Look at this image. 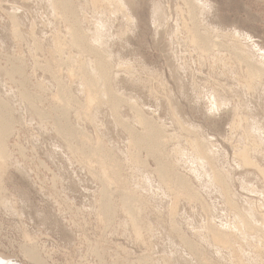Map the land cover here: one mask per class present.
Here are the masks:
<instances>
[{"label": "rangeland", "instance_id": "1", "mask_svg": "<svg viewBox=\"0 0 264 264\" xmlns=\"http://www.w3.org/2000/svg\"><path fill=\"white\" fill-rule=\"evenodd\" d=\"M26 1L27 0H25V1L24 0H21V1L20 0H0V74H1L0 75V78H1L0 79V86L2 87V88H0V97L3 99H6L7 101H9V103L12 101L10 103L13 106V114L12 115L15 119L16 118L18 119V120H16V122L13 126V128L15 130V132L13 133V137L11 136V138L8 141V148H9V150H11L10 151L11 157L7 161L5 160L6 162L3 161V163H2L0 161V182H1L0 187L1 188L3 187L2 190L4 189V191H2L0 188V194H1L0 195V223H1L0 224V254L1 255L3 254L4 257L7 259V261H9V262L14 261V262H17L18 264H31L21 254H23L22 250H23V247L25 245L29 244L31 241L35 242V240H36V241H38V242H35L36 245L38 247L41 246L40 249L44 253L43 256H45L44 257L45 259L47 258L46 259L47 264H100L101 263L100 261H102V260L106 264H139V263L140 264H158L157 262H160L159 264H165V263L166 264H168V263H170V264H191L192 262H193L192 264H196V263L197 264H205V263L206 264H240V263H238L239 260H241V262L244 264H264V246H263V243H264L263 242L264 241L263 240L264 239V226L262 225L263 228L260 227L261 226L260 220H262L261 217L262 216L264 217V215H263L264 214V201H262L264 199V196L261 193L262 191H264V181H263L264 179L262 176L260 177V175H262V174L259 172V170L258 171L256 170L257 168H253V167L251 168V166H249V165H248L249 167L246 165V167L244 166L245 167L244 168L243 165L245 163L242 161V160H244V158L241 156L242 154L244 155L245 152L248 154H249V151H250V153L254 152V154H249V156L252 159H254L258 164H260L261 168H264V154H263L264 153V139H263L264 138V134H263L264 133L263 132L264 131V127H263L264 126V105H259V104H264V93H263L264 92V89H263L264 88V85H263L264 79L263 80H261L262 78L259 79V81L261 80V82H260L261 84L258 81V83L260 84V85H258L256 79L253 80L252 78H250L251 79L250 81H252V82L255 81L254 82L255 85H254V83H252V87L248 86L249 90L252 89L251 91L253 93L252 94L250 92V94H249V91L247 90L248 88L246 87V83H247V85H250L249 84L250 81H247V82H245V81L247 80L246 78H249L251 76L248 73H247V75L245 74L244 71L246 70V72H247V69L245 68L246 66H244V64L242 62H240V63H242L243 65L239 64V63L238 64L234 63L233 60H235V62H239V61H236L235 58H232V57L236 56L235 50H233V48L235 49L238 46V44L241 48V45L244 43H242L240 45L241 40H238L237 37L235 39H234V37L230 38L231 36H236L235 33L233 34V32L235 30H238V31L243 32L244 34H247L248 36H251V38H250L251 41H249V43L253 41L252 43H255L256 45H258L259 47L264 49V0H208L211 3L213 9L210 11V13L208 15H204L205 18H203V15L201 17V20L205 21V22H203L204 25L202 22L200 24L203 27V28L201 27V29H203L202 33H204V30L206 32H209L211 30L210 31L211 35L214 32V34L212 36L217 35L220 38H223L225 36L224 38L227 37V39H226V41H224L225 40L224 38L219 39V37L214 36V38H218V40L221 41L222 45L224 44V46L222 47L223 49L221 47H219L220 50L219 49L215 50L216 48H214V50L213 49L211 50L213 53L211 51H209L207 55H206L207 52L206 53L200 52V55H198L199 52H196L195 50L198 51L199 49L196 46H193V44H189L190 37H189V34H187L188 33L187 29L191 28L192 24L190 23L191 22L190 18H189L190 16L187 14V8L184 6V2L182 0H134L136 2H134L133 0H124L125 2H127L126 6L128 7L129 12L134 17V22H131V21L129 22L128 19L126 21V19H125L126 14H125L124 9H121L119 11V9L122 7V6H120L118 8V6H116V5H121V4H119L120 3L119 0H118L119 3L117 2V0H115V1L113 0V2L116 4H114L112 2V0H110L112 5L110 3L109 4L111 6L109 4H107V2H109L108 0H102L103 2L105 1L104 2L105 4L103 2H100L101 0H99L98 5H96L97 2H95L97 0H95V1L91 0V2H93V1L95 2V3L93 2L92 5L90 3V0H72L74 5L77 8V14L79 17V21H81V22L78 21L80 23L79 25L83 30L89 32L88 33L89 39L94 38L93 36L96 35L97 31L96 32L94 31L95 30L94 26L96 25V23H98V22H100L106 18L105 21L104 20L103 21L105 23H109L111 25L110 22H113L115 20L114 23H112V24H114V26H110L108 24V27L106 28L107 29L106 31L109 30L111 33L109 35L110 36L109 41L111 40L112 37H114V39L112 38L113 40H111L114 43L111 41H110L111 43L109 41H107V44H109L110 46H107L106 44L103 43L104 46L106 45V47H109V49L112 50V52L110 51L111 55H112L111 58H113V56H114V58H113L114 60L112 59V64L114 66V73H113L114 78L112 77L111 80H113V82L112 81L111 82H112V84H114L113 85L114 88L116 90H118L120 93H122V94L126 93L125 95L123 94L126 98H127V96L131 97V100H130V98H128V99L131 102L133 99L134 100L133 102L134 103L136 102L135 104H137V105H139V107H141V110L143 111V113L145 112V115H147L148 117L150 116L149 118H151V116H152L153 121H156L160 125H165L163 127L165 128L166 133H169L167 135L170 136L171 138L167 137L168 139L166 138V139H164L165 141H162L163 143H161V145L162 144L163 145L161 146V149L162 148L163 149L160 150L161 152H159L158 155H160L161 158L163 157V159L165 161L171 162V168L174 171V173H181V174H183L189 178V180L191 181L192 187L195 188V190L199 193V198H198L199 200L196 199L193 201L189 200L188 198H186L185 196L180 194L182 192H180V193L176 192V191H178L177 187H174L173 190H171L172 189L171 188L170 189L172 192L171 193L169 188L167 190V188H165V185H163V184L161 185L162 181L160 180L159 176H157L159 179H157V177H156V175H157V172L155 170V169H157L156 160L152 157H148L147 151L145 149H143L142 147H141L142 148V151H141L140 147L137 148V146L135 147L134 145L131 144V142L129 141L130 137L128 138L129 133L126 131V129H123L124 128L123 124H120L121 122H119V120H116V118L113 115V112H111V113L109 112L108 109L110 108V111H112V108L110 105H108L106 103V100H104V102L106 104H100L101 99L97 100L99 102V104L97 101L95 103L98 106L96 104H93L92 110L90 112L92 115H88L90 118L87 116V114L85 113V112H87L85 109V108H87V106H86L87 103L84 101V98H85V97H83L84 94H82L84 92L80 91V89L82 90V87L81 88L78 87V85L81 86V84H80L81 78L79 79L80 76L77 75V78L79 79V81L76 78L77 82H75V80H74L75 77H72V79L74 81H72V80L69 81L71 76H70V78L68 77L70 75V74H68V72H69L68 69H70L71 65L76 67V65L80 64V61L83 62V60H78L79 62L78 61L76 62L73 60V57H74V59L76 58L75 60H77V57H78V59L79 58L80 59H83V58L86 59L88 56L87 55L81 56L80 55L81 53L79 51H76V50H75V52H73L75 48L72 46V43H70L71 37L68 34L69 30H67L68 33L66 32V29H69L68 24H67L68 22L65 19H62V17H64V14L62 15V13H60V11H58L57 13L53 11L52 15H54V13H56L58 15H56V14L54 16L51 15L52 10H53L52 6L50 5L51 1L46 0V2L49 1L47 3L44 0H40V1L28 0L27 1L28 3ZM31 1H32V3H31ZM41 1H43L44 3L42 2L43 4L40 3L41 4L40 5L39 2H41ZM83 1H84V3H83ZM85 1H88L89 3L85 2ZM45 3L47 5H44ZM48 3H49V6H48ZM102 3L105 5V7ZM14 5L17 7V9H16V7H13ZM93 5L94 6L96 5L95 6L96 11H94ZM44 6H46L45 11H44ZM92 6H93V9H92ZM47 7H49V9ZM100 7H101V9H103V10L106 9V10L99 11ZM111 7H113V10L115 9V12L118 10L116 12V16H115V14L114 15L112 14L113 10ZM154 9L156 10V12H153V11H155ZM18 10H20L22 13ZM47 10H49V11L51 10V11L49 12ZM108 10H109V12H108ZM8 12L10 13V16H9ZM34 12H36V13H34ZM100 12H104V14L107 12L106 16ZM119 12L120 13L122 12L124 15L122 13L120 14ZM46 13H47V15H46ZM11 14H12V16H16V19H17V22L19 25L17 27L18 28L20 27L17 30V31H19V32H17V35H14L15 33L13 34L14 30H12L13 24L11 23L12 22ZM83 14H85L84 17H87L86 18L87 21L84 20L85 18H83ZM100 14H103L105 17H102L103 15L101 16ZM153 14H155V15H153ZM181 14H182V16H180ZM27 15H28V17H27ZM38 15H40V16H38ZM94 15H96L95 16L96 19L98 18L97 16L100 15L99 20H100V18L102 20L99 21L97 19L98 20V22H97L96 19L93 17ZM186 15H188V16H186ZM47 16H49V17H47ZM57 16H58V18H57ZM55 17L57 18L58 22L54 21ZM206 17H209V18L206 19ZM50 18L52 19V21ZM111 18H112V21H111ZM47 19H48V21H47ZM49 19H50L51 23L49 22ZM31 20L34 22L33 24H32ZM34 20H36V22ZM63 20H65V22H63ZM91 20H92V22H91ZM93 20L96 21L95 24H94ZM108 20H109V22H108ZM88 21H89V25L91 23L90 26H92V27H90L88 25ZM182 21L185 22V23L184 22L183 23L186 27L188 25L187 29H185L186 27H184L183 23L182 24L180 23ZM188 21H190V22H188ZM27 22H29V23H27ZM53 22H54V24H53ZM55 23L57 24L56 28H55ZM205 24H206V26H205ZM129 25H131V26L129 27ZM176 25H177V27H176ZM58 26L60 29L57 28ZM98 27L99 26H97V28ZM110 27H111V29H110ZM159 27H161V28H159ZM178 27H180V28L178 29ZM181 27H183L185 30H187L186 33H185V30H183V28L181 30ZM89 28H91V29L89 30ZM97 28H96V30H97ZM112 28H113V30H112ZM86 29H88L89 31ZM213 29H215V30L213 31ZM91 30L94 32L91 33ZM103 31L105 32V30H103ZM121 31H123V32H121ZM174 31L176 33H174ZM215 31H218V32H215ZM99 32H100V30H99ZM171 32H173L174 35L169 36L171 34ZM181 32H184V33H181ZM226 32L228 35H222V34H226ZM32 33H33V35H32ZM61 33H63V34H61ZM65 33H66V35H65ZM106 33H108V32H106ZM123 33L126 34V36L122 35ZM178 33L180 34V36ZM97 34L98 35H96V36H99V33H97ZM115 34H117V35H115ZM120 34L122 35V38H121ZM175 34H177V35H175ZM182 34H184V35H182ZM63 35H65V37ZM20 36H22L23 39L20 38ZM56 36H58V37L56 38ZM178 36L180 38V41H179ZM186 36H187V38H186ZM55 38H56L55 41L56 42L58 41L59 43H61L60 44L61 46L64 45V47H65V44H64L65 42L67 43L66 44L67 46L69 45L68 48L66 46V49H68V50L64 49V50H66V52L64 51L63 54H59V56L56 55V54H58L56 52V50L54 51V49H56V48H54L56 43L53 44L55 42V41L53 42V39H55ZM176 38H178L179 42L177 41ZM33 39H35L36 42ZM61 39H63L65 41L64 42L62 40L63 44L61 42ZM15 40H17V41H15ZM119 40H121V42ZM229 40H230V42H229ZM174 41L176 42V44ZM232 41L233 42L235 41V43H237L236 44L237 46L234 45L235 43L233 44ZM32 42H34L36 44L38 43L37 46L40 49L37 48L36 44L34 45ZM41 42H43V43H41ZM228 42H229V44L231 43L229 46H228ZM123 43H124V47H123ZM172 44H175L177 46V48L175 49L174 48L175 45L172 46ZM181 44H182V46H181ZM39 45H41V46H39ZM53 45H54V47H53ZM70 45H71V47H70ZM190 45H191V47H190ZM34 46H36L35 48H37L38 50L34 49ZM111 46H113L114 48L112 49ZM225 46H228L230 48L226 47L227 50H225L226 49V48H224ZM69 47L71 49H69ZM106 47H105V50H108L107 52H109V49ZM193 47H195V48H193ZM72 48H73V50H72ZM237 48H239V47H237ZM242 48H245V47H243V45H242ZM221 49H222V51H221ZM228 49L230 50V53H229ZM70 51H72V52H70ZM199 51H201V50H199ZM227 51H228V53H227ZM231 51L234 52L233 55H232ZM67 52H69L68 53L69 55H72L71 56L72 59H70V57H68L69 55H67ZM110 52H109V54H110ZM210 52L212 54H209ZM117 53H118V55H117ZM179 53H180V55H179ZM201 53H202V56H201ZM216 53H219L220 55L216 54ZM183 54H185V55H183ZM215 54H216V56H215ZM221 54H223L224 56ZM228 54H231L232 56L228 55ZM61 55H62V57H61ZM205 55L208 57H206ZM66 56H67V58H66ZM199 56H201V57H199ZM219 56H220V58H219ZM227 56L228 57L230 56V58H228ZM59 57L62 59H60ZM116 57H118L117 59L120 61V63L116 59ZM215 57H216V59H215ZM68 58H69V60H68ZM218 58H219V60L223 59V61L222 60L219 61ZM236 58L238 59V57H236ZM17 59H18V61H17ZM15 60H16V62H15ZM61 60H63V62ZM179 60L181 62H183V61L184 62L181 63ZM229 60L233 64L232 63L229 64L230 63ZM36 61H37L38 65L35 64ZM121 61L126 63L125 65L122 63V66L124 65L123 67H121ZM174 61L176 62V65H175ZM19 62H21L22 64L21 63L19 64ZM48 62L51 64H49ZM221 62H223V63H221ZM6 63H8V64H6ZM62 63H63V65H61ZM64 63H66V64H64ZM177 63H178V65H177ZM224 63L226 66H228V64H229V67H226L224 65ZM9 64L10 65L13 64V65L10 66ZM68 64L69 65L71 64V65L69 66ZM222 64L225 67H223ZM6 65H8L9 67L7 66L8 67L7 68ZM22 65H25V66H22ZM65 66L67 67V70L65 69ZM239 66H240L239 69L241 70V72L240 71L238 72ZM4 67H6L5 69H7L6 71H8L7 74L5 73L6 71H4L5 69L2 70ZM16 67H20L22 69V73H24V74H18L17 73V75L16 74L14 75L12 72H13L14 68H16ZM176 67H177V69H180L182 72L177 70ZM183 67H185V68L183 69ZM231 67H232V69H235V70L230 72ZM47 68H49V69H47ZM130 68H131V70H129ZM224 68H225V70H224ZM47 70H48V72H46ZM119 70H121V71H119ZM125 70H126V72H125ZM226 71L228 74L226 73ZM56 72H59L60 76H58V73H56ZM66 73H67V75H66ZM174 73L177 77H180V79H182L178 82L179 84L177 83L179 78H178V80H176L177 77L174 75ZM176 73L178 75L180 73L181 76L180 75L178 76ZM182 73L185 75L184 77H183ZM230 73H232V74H230ZM235 73H237L238 75ZM4 74H6V75H4ZM114 74H117L118 76L114 75ZM239 74H242V75H239ZM53 75L54 76L56 75V79ZM233 75H236V76H234L235 80H233ZM1 76H3V79ZM8 76H10V78ZM51 76H53V77H51ZM61 76L63 79L61 78ZM117 77H118L119 81L118 80L115 81V79H117ZM194 77H195V79H194ZM216 77H218V78H216ZM11 78L14 79L13 82L15 81V83L17 85H19L20 87L17 85H14L15 83L12 82ZM26 78H27L28 82H27V80L25 82ZM60 78H61V82L63 84H65V83L67 84V85L65 84V86H67L68 89L66 88L65 91L69 94H71L72 92L74 93V95L72 93L71 96L68 97L70 102L67 104L64 101L61 102V100L58 99L57 95H56L58 92V88L55 85H58V82H60L58 80H60ZM127 78L132 79V81L128 80ZM236 78L238 80H236ZM242 78L244 79V81ZM1 80H3V81H1ZM21 80H22V84L20 85ZM122 80H124L123 81L124 83L122 82ZM53 81H57V83L53 82ZM127 81L128 82L130 81L131 83H127ZM133 81H134V83H133L134 85H132ZM1 82H2V84H1ZM73 82H75V83L71 86L69 83H73ZM111 82H110V84H111ZM120 82H122V83L120 84ZM136 82H137V84H136ZM219 83L222 86H219L220 85ZM241 85H242V87H241ZM243 85H245V86L243 87ZM256 85H258V88L254 87ZM22 86H23V88L26 86L25 87L26 90L32 94V97H33L32 102L37 105L38 109L41 111L43 116L46 115L43 118H41L42 120H39L40 117L35 115V113H33V111L30 110V108H29L30 105L28 103L25 104L23 102L24 104L22 103V105H21L22 101L20 100L19 93L23 89ZM68 86H71V88ZM179 86L182 87L181 90H180ZM77 87L79 88L78 91H77ZM218 87H222V88L219 89ZM226 87H228V90H224V89H227ZM214 88H215V90H214ZM244 88H246V89L244 90ZM259 88H260V90H259ZM16 89L17 90L19 89V90L17 91ZM69 89H71V90H69ZM98 89H100V88H98ZM133 89H136V90H133ZM231 89L232 90L234 89L233 93H230V92H232ZM236 90H237V92H239L241 94L242 98L240 97L239 93H236ZM240 90L241 91L244 90V91L241 92ZM79 91L82 93L81 94L78 93ZM226 91L228 93H226ZM213 92L216 93L215 94L216 96H219L218 94L221 92L219 98H221L220 100H222V102H224L225 104L213 103V101H214L212 99L214 96ZM254 92H255V94H254ZM225 93L227 95L228 94L229 95L227 96ZM234 93H236L235 97L233 96ZM69 94H67V95H69ZM168 94H170L172 97ZM230 94H232V95H230ZM54 95L56 98H54ZM210 95L212 96V98L210 97ZM237 95L239 96V98H237L238 97ZM252 95H254V97L255 96L256 97L253 98ZM168 96L171 98H169ZM208 96L211 99L208 98ZM243 96H245L244 98L247 100L246 103H243L244 101H246L243 98ZM250 96H251V98H250ZM17 97L19 100L17 99ZM76 98H78V100H76ZM80 98H82V99H80ZM174 98H175V100L172 101ZM55 99L60 100V101H57ZM168 99H169V102L167 101ZM241 99H242V101H241ZM261 99L263 100V103H262ZM211 100H213V101L210 102ZM72 101L74 103H72ZM78 101H80V103H78ZM240 101L244 105H246L248 103V105H246L247 107H245ZM252 101H254V103ZM104 102L102 101V103H104ZM177 102H178L179 107H177L178 106ZM258 102H259V104H258ZM63 103L67 106L69 105L68 106L69 110H66L67 108L64 107L65 105H63ZM169 103H170V105H169ZM171 103H173V106L171 105ZM240 104L242 106H239ZM24 105H26V107L29 110L26 109ZM122 105H124V106H122ZM122 105H120L118 107V113H121V115L119 114L120 118H122V120H124L126 122L129 121L130 126L134 125V126H132L133 129H135L139 132H142L143 131L142 126H140L141 128L138 127L140 125V123H137V121H139V117H138L137 113L133 109H131L129 104L126 105V103H124ZM141 105H143V106H141ZM18 106H20V107H18ZM243 106H244V108H243ZM259 106H261V107H259ZM94 107H99L100 110L97 108L98 109V111H97V109ZM170 107L171 108L175 107V108L171 110ZM176 107H177V109H176ZM234 107L236 109L239 108L237 110H240L241 108H243V110L241 109L242 111L240 110L241 112L239 113V112H237V110ZM81 109L83 111L85 118L86 117L89 118L90 121H88L89 119H87L88 122L85 121L86 119H84ZM24 110H25V112H24ZM180 110H181V112H180ZM92 111H95V112H92ZM96 112H99V113H96ZM123 112L125 114H123ZM170 112L174 113V117L177 118V119L175 118L176 120L174 119L173 114ZM95 113L99 114L100 116L94 115ZM100 113H102V114H100ZM234 113H236V114H234ZM109 114H111V115H109ZM135 115H136L137 119L135 118ZM234 115H235V117H234ZM91 116H92V118H91ZM94 116H97V118H95ZM179 116H181V117H179ZM239 116L242 119H240ZM78 117H80L82 120ZM59 118L64 119V120L61 121ZM93 118H95V120L97 119L99 121L96 122ZM104 119L105 120L107 119L106 120L107 122ZM32 120H33V122H32ZM174 120L176 121V123L172 122ZM241 120L243 122L245 121L244 123L242 122V124H243V125L241 124L242 126L240 125ZM39 121H41V123ZM57 121L61 122L65 126V129L57 130V127H54V126H57L56 125ZM82 122H84V123H82ZM91 122L92 123L94 122V124H92ZM104 122H106V124ZM117 122H118L119 126L121 125L120 127L118 125H115V124H117ZM161 122H162V124H161ZM177 123H178V126H177ZM237 123H238V125L236 126ZM66 124H68V126ZM98 124H99V126H97V128H96L95 125H98ZM180 124H182L183 126ZM184 124H187V126ZM179 125H180V127H179ZM115 126L116 127L118 126V127L116 128ZM181 126L183 128H181ZM184 126H186V127H184ZM189 126H191V128L193 127L191 132H189L190 135L188 133V131H190ZM233 127L234 128L236 127V128L234 129ZM237 127H238V129H239V127L242 128V129H239V131H241V132H239V133L237 132V130H238ZM187 128H188V131L186 130ZM117 129H118V131H117ZM197 129H198L199 133H198ZM180 130H181V132L178 133ZM182 130L185 133L187 132L186 135ZM86 131L89 135L86 133ZM257 131L258 132L260 131L259 132L260 136H259V134H256ZM54 132H57L59 134L54 133ZM192 132H195V134L198 135V138L205 140V143H207V146H208L207 149H209L208 151L212 153L211 155L215 156L214 157L215 161H216V159H218V162L216 164H220V165H217V167L218 166L221 167V168L218 167V169L222 170V173L229 176V182H230L232 193H233L232 196L235 195L233 197L234 200L236 198L235 201H237V198L239 197L238 198L239 202L237 201V203H239V207H241L240 210H242V212L244 213V211L246 212V209L248 211V209L250 208L249 206H251V208H254V212L257 214L256 215V218H257L256 224L258 225V227L260 229H257L258 227L256 226L255 229H257V230L253 231L252 234H246L244 232L239 231L238 228H237L238 230L235 228L236 224H237L236 225L237 227L239 225L238 221L240 220V218L238 217V213H237V211L235 213H231L234 211H233V209L231 210L229 205L225 203L227 200H224V198H226V197H225V195H223L224 192H222V190H221L222 188H220V186H218L217 183L214 184L215 181H213V177L211 176L212 174H211L210 164H207L210 168L208 166H207L208 167L207 168L205 164H203V166L198 167V165H200L201 163L198 164L199 161H197L199 156H197L198 152L196 153L197 148L194 147V146H196L194 144L195 143L194 140H195L196 136H192V134H191ZM261 132H262V134H261ZM63 133L64 134L65 133L66 134L71 133L72 136H69L67 138V137H65V135ZM105 134H107L109 137L106 136ZM179 134H180V136H179ZM243 134H244V137H243ZM173 135L178 136V137L175 138ZM261 135H262V137H261ZM17 136H18V138H17ZM66 136H68V135H66ZM101 136H102V138H104V137L105 138L102 139ZM62 137H64L63 139H65V140L62 139L63 140L62 141L61 140ZM84 137L85 138L87 137L86 138L87 140H85ZM98 137L100 140L103 141V144H104L106 151H108V153H111V155L109 156V160L104 162V166H102L103 163L100 164L102 160H98L97 158H94V156H96V157L98 156V155H95V152L93 151L98 146L97 141L99 139H96ZM179 137L182 138V141L179 139ZM189 137L190 138L192 137V139H188ZM193 137H194V140H193ZM253 137L256 139H253ZM259 137L262 138L261 139L262 141L260 140ZM93 138H95V139H93ZM183 138H185V140H183ZM80 139H83V140H80ZM66 140L68 141V144L66 143V145H65ZM191 140H193L194 142L191 143ZM95 141H96V143H95ZM110 141H112V142H110ZM128 141L130 143H128ZM260 141H261V143L259 145ZM164 142H165V144H164ZM189 142H190L191 149H189V144H188ZM239 143H240V145L242 144V146H240ZM17 144H19V146L21 145V147L25 148L24 154L23 153L19 154L21 151H19V147L16 146ZM193 144H194V146H193ZM248 144H249V146H248ZM262 144H263V147H262ZM243 145L246 147H244ZM253 145H254V147H253ZM256 145L261 146V147L259 148ZM66 146H68V147H66ZM111 146H112V148H111ZM238 146H239V148H238ZM193 147L195 149H193ZM240 147L243 150L240 149ZM248 148H249V150H248ZM252 148H254V149H252ZM257 148H259V149L257 150ZM60 149H62V150H60ZM71 149H72V151H71ZM107 149H109V150H107ZM237 149L242 151L241 153L238 152L239 153V155H238L239 159L242 157L241 161L237 157V153H236ZM239 150H237V151H239ZM177 151L179 152V154L180 153H184V154L179 155L178 153H176ZM256 151H258V152H256ZM129 152H132V153H129ZM137 152L139 153V155H137L138 154ZM187 152H188V154H187ZM189 152H191L192 154ZM213 152L216 155H214ZM255 152H256V155H255ZM160 153H162L163 155ZM128 154L129 155L131 154L130 156H132V155L133 156L130 157ZM193 154L195 157L193 156ZM21 155L22 156L24 155V157H21ZM75 155H76V157H75ZM91 155L93 156L94 159L92 158ZM187 155H189V157ZM253 155H255L254 158H253ZM81 156H83V157L81 158ZM179 156H182V158ZM186 156H187V158H186ZM137 157L138 158L140 157V158L138 159ZM26 158H28V159H26ZM110 158L113 160L111 161ZM128 158H130V159H128ZM135 158H137L138 160H136ZM190 158H191V160H190ZM134 159L136 160V162ZM142 159L145 163L142 161ZM195 159H197V160L195 161ZM132 160H134V161H132ZM188 160L191 162H189ZM77 161L78 162L81 161L82 164L81 163L78 164ZM139 161H140V163H141V161L143 163L140 164ZM41 162L43 164H41ZM87 162H88V164L89 163L90 164L88 165ZM115 162H116L117 166L114 165ZM239 162H241V163H239ZM242 162H243V164H242ZM108 163H109V165H108ZM136 163H138V164H136ZM192 163H195L197 165L195 166V164H192ZM16 164L20 165V167L18 165L16 166ZM118 164H119V167H118ZM239 164H241V166ZM189 165H190V167L193 165L194 168L192 167V169H190ZM99 166H102V167L107 169V171H106V169L104 171L107 172V175L109 173V178H107L108 177L107 175L103 176L104 173L102 171L104 168H102V171H101V167L99 169ZM108 166H110L111 169H109L110 167H108ZM89 167H90V169L93 168V171H91L89 169ZM18 168H21L22 171H20L21 169H18ZM204 168H205V170H208V169L209 170L203 173ZM1 169H2V171H1ZM87 169H89V170H87ZM108 169L111 172L114 170L112 172V175H110L111 172H109ZM194 169H195V171H194ZM23 171H24V173H23ZM88 171H89V173H88ZM117 171H118V173H117ZM91 172H92V174L90 175ZM101 172L103 175L101 174ZM114 172L117 174H115ZM188 172H190L191 174ZM205 173L207 175H204ZM209 173H210V175H209ZM196 174L199 177H197ZM22 175H25V176H22ZM93 175L94 176L96 175L99 177H96V176L94 177ZM244 176H246V177H244ZM110 177L112 178L113 182L111 181ZM1 178H3L2 181H1ZM201 178L203 180H205L206 182L203 181ZM27 179H29V180H27ZM115 179H117V181H119V182H117ZM243 179H245V180L243 181ZM100 180H102V181H100ZM158 180L161 181V182L159 181L160 184L158 183ZM210 180H212V181H210ZM109 181L113 185L109 184L110 183ZM196 181H198V182H196ZM107 182H109V183H107ZM194 182L196 184H194ZM199 182H201V183H199ZM2 183H3V185H2ZM102 183L109 190L108 195L103 197L105 199L102 198L103 194L100 191V190H103V188H104V185ZM107 184H109V185H107ZM147 184H148V186H147ZM209 184H210V186H208ZM149 185H150V187H149ZM256 185H257V187L259 186L258 187L259 189L256 187ZM205 187H208V189ZM213 187H214V189H213ZM248 188H250V190ZM202 191H203V193H202ZM258 191H261V192H258ZM122 192H124V193H122ZM166 192H167V194H166ZM173 192H176V193H173ZM217 192H219V195L222 194V195H220V196H222L221 198ZM258 193H260V195ZM177 194H180L181 196L179 195L177 198L176 197ZM263 194H264V192H263ZM5 195L10 198V201L12 203H9V204L12 206L11 208L12 209L14 208L15 211L17 212L16 215H15L16 212L15 211L13 212V210H12V212H9V211H11L10 210L11 208H8L7 205L5 206V204H3V202L1 201V198L4 197ZM174 196L176 198H174ZM260 196L262 198H260ZM100 197L102 200L100 199ZM106 197H108L109 199ZM126 197L128 198L129 202H127ZM200 197H201V199H200ZM18 199H20V200H18ZM173 199L174 200L176 199L175 204H177V202H178V205H177L178 207H176V208H174L175 204L172 201ZM239 199H242V200H239ZM246 200H249V201H246ZM97 201H98V203H97ZM101 201L105 202L104 204L111 205L110 206L111 207L110 213H105L103 210H102V212H100L101 208L104 205L103 202H101ZM132 201L134 203H132ZM189 201H191V202H189ZM194 201H196V202H194ZM241 201H242V205H241ZM28 202H29V204H28ZM248 202H249V205H248ZM127 203H131L130 208H128V206H126ZM101 204H102V206H101ZM200 204L203 207V209H205V210H203V211L201 210L202 207L200 206ZM252 204L254 206H252ZM10 205H9V207H10ZM207 206L212 208L213 210L208 208ZM221 206L223 207V209ZM260 206H262V207H260ZM226 207L228 210L226 209ZM259 207H260V209H259ZM127 208H128V210H126ZM173 208H174L175 212H174ZM208 210L210 213L208 212ZM133 211L135 214H134V216H131ZM211 211H213V212H211ZM224 211H225V215H227V216L223 215ZM4 213H5V215H4ZM12 213H14V214H12ZM19 213H21V214H19ZM103 213H105V215ZM211 213H213V215H211ZM246 213H244V214L246 215ZM109 214H111L112 216L110 217ZM206 214H207V218H205ZM234 214L237 216H235ZM105 216H107V217H105ZM132 217H134V218H132ZM208 217H209V219H208ZM219 217L220 218L222 217L221 218L222 220ZM223 217L226 219H224ZM235 218L237 220H235ZM41 220H42V222H41ZM226 220H227V222H225ZM205 221H206L207 225L205 224ZM228 221H229V224H228ZM132 222L133 223L135 222V224L140 228L138 231L139 233H137L135 231V229H136L135 224L133 226ZM102 224H104V225H102ZM240 224H241V222H240ZM213 225H215L217 228L227 230V231H230V229H232L233 232L232 231H230V233L228 232V235L229 234H231V235L228 236V242H230V243H229V245H228L229 247H227V249H226V247L224 248L222 246H217V244H214L215 241H213L214 243L212 242V240H211L212 236H211V233L209 232L210 230L208 228L213 226ZM223 225L225 227H223ZM228 225L230 226V228L228 227ZM226 226H227V229H226ZM231 226H233V227H231ZM175 227H177V228H175ZM261 228L263 231L261 230ZM140 231H141V233H140ZM200 233H201V236H200ZM136 234H138V235L140 234L139 236L137 235L139 238L138 237L136 238ZM26 235H29L30 238L28 239L26 237ZM182 235L187 237L190 241L193 240L192 242L196 245V247L197 248L199 247L198 248V252H199L198 256L199 257L201 256L200 258L197 257L193 252H191L190 250H189L190 251L189 252L187 250V248H185V245L183 244L182 240L180 239L182 237ZM249 235H251L252 237ZM202 236H204L205 238L203 237L204 238L203 239ZM253 236H255V237H253ZM250 237L253 238V240ZM24 238H25V240H24ZM26 238H27V240H26ZM140 238H141V240H140ZM171 238L173 239V242L171 241L172 240ZM174 238H176L177 240L175 241ZM209 239H210V241H209ZM29 240H30V242L28 243ZM138 240L143 241L145 244L143 245V242H142V244H141V242L139 244ZM201 240H203V242L204 241L205 242L203 243ZM248 241H249V243H247ZM181 242H182V244H181ZM24 243H25V245H24ZM171 244L174 246H172ZM183 245H184V248H183ZM171 246H172V248H171ZM230 247H232V248H230ZM221 248H223V249H221ZM257 248H261L262 250L259 251L260 249H257ZM227 250L228 251L230 250V251L227 252ZM221 251H222V253H221ZM94 252H97L98 254L94 253ZM181 252L183 254H181ZM224 252L226 255L224 254ZM145 254L147 256L146 259L144 257ZM173 254L175 256L177 254L179 257L180 256L181 257L179 258L177 256L176 257L172 256ZM46 255H47V257H46ZM97 255H98V257H97ZM232 255H233V257H232ZM7 256L10 257V259ZM148 256H150V257H148ZM166 256H167V258H166ZM194 256H196V257H194ZM208 256L211 258H209ZM100 257H101V260H100ZM162 257H163V260H165V261L161 260ZM148 258H151V259L149 260ZM203 258H204V261H203ZM170 259H172V260H170ZM190 259H191V261H190ZM198 259L200 260V262L198 261ZM168 260H169V262H168ZM209 260H211V261H209ZM236 260H237V262H236Z\"/></svg>", "mask_w": 264, "mask_h": 264}, {"label": "bare ground", "instance_id": "2", "mask_svg": "<svg viewBox=\"0 0 264 264\" xmlns=\"http://www.w3.org/2000/svg\"><path fill=\"white\" fill-rule=\"evenodd\" d=\"M21 1V0H20ZM25 1V0H24ZM28 1V0H27ZM26 1V2H27ZM37 1V0H36ZM38 1H40V0H38ZM45 2H46V0H44ZM49 1H51V3H50V5L52 6V13H51V15L53 14V11L54 12H58V11H60V13H62V15L64 14V17H62V19H65L67 22V24H68V28L69 29H66V32H67V30H69V35H70V37H71V42L70 43H72V46L75 48L74 49V51L73 52H75V50L76 51H79L81 54V56L82 55H87L86 57V59H78V57H77V60H75L74 59V57H73V60L74 61H78V60H83V62H81L80 61V64L79 65H76V67H74V66H72L71 64V66H70V69H68V74H70L68 77L70 78V76H71V78L69 79V81L70 80H72V81H74L75 80V82H77L76 81V78H77V75L78 76H80L79 77V79L81 78V80H80V84H81V86H79L78 85V87L79 88H81L82 87V90L80 89V91H82V92H84V93H82V92H78V93H82V94H84L83 95V97H85L84 98V101L87 103L86 104V106H87V108H85L86 109V111L87 112H85L86 114H87V116L88 115H92L90 112H91V110H92V107H93V104H96L95 102L97 101V100H99V99H101V103L100 104H108V105H110L111 106V108H112V111H110V108L108 109L109 110V112L111 113V112H113V115H114V117L116 118V120H119V122H121L120 124H123V126H124V128L123 129H126V131L129 133V136H128V138L130 137V139H129V141L131 142V144L132 145H134L135 147L137 146V148L138 147H142L143 149H145L146 151H147V153H148V157H152V158H154L155 160H156V163H157V169H155L156 170V172H157V175H156V177L157 176H159V178H160V180L162 181V183H161V185L163 184V185H165V188H167V190H168V188H169V190L171 189V190H173L174 189V187H177V190L178 191H176V192H178V193H180V192H182V193H180V194H182L183 196H185L186 198H188L189 200H191V201H193V200H199L198 198H199V193L195 190V188H193L192 187V185H191V181L189 180V178L187 177V176H185V175H183V174H181V173H174V171L172 170V168H171V162L170 161H165L164 159H163V157L161 158V156L160 155H158L159 154V152H161L160 150H162L161 149V146L163 145H161V143H163L162 141H165L164 139H166L167 137H170V136H168L167 134H169V133H166V131H165V128L163 127V126H165V125H160V124H158L156 121H153V119H152V116H151V118H149L147 115H145V112L143 113V111L141 110V107H139V105H137V104H135L133 101V99H132V102L130 101L131 100V97H128L127 96V98L122 94V93H120L118 90H116L115 88H114V84H112V82H113V80H111L112 79V77H113V73H114V66H113V64H112V59L114 58V56H113V58H111L112 57V55H111V52H112V50H110L109 49V47H106V45L107 46H110L109 44H107V41H109V35L111 34L110 33V31L108 30V31H106L107 29V27H108V24L109 23H105L104 21H105V19H101L100 18V20H102V21H100L99 20V17H100V15L102 16L103 14H104V12H100V13H103V14H100L99 16H97L98 18V20L100 21V22H98V20L96 19V15H94L93 17L96 19V21L99 23H96V21H94L93 20V22H94V24L96 23V25L94 26V31L96 32V35H98L97 33H99V36H96L95 34V36H93L94 38H90L89 39V37H88V33L89 32H87V31H85V30H83L81 27H80V23L79 22H81V21H79V17H78V14H77V8H76V6L74 5V3H73V1L72 0H49ZM49 1H47V2H49ZM95 1V0H94ZM93 1V2H94ZM98 1L99 0H97V1H95V2H97L96 3V5H98ZM109 2H107V4H111V2H110V0H108ZM115 1V0H114ZM120 1V3L118 2V0H117V2L119 3V4H121V5H116V6H118V8L120 7V6H122L120 9H119V11L121 10V9H124V11H125V14H126V16H125V19H126V21H127V19L129 20V22L131 21V22H134V17L132 16V14L129 12V9H128V7L126 6L127 5V2H125L124 0H119ZM134 1V0H133ZM183 2H184V6L187 8V14L190 16L189 18H190V21H188V22H190L191 24H192V26H191V28H188L187 29V27H188V25H187V27L184 25V23L186 22L185 20V22L184 21H182V22H180L181 24L183 23V25H184V27H186L185 29H187L188 30V33L187 34H189V37H190V42H189V44H193V46H196L199 50H201V51H197V50H195L196 52H199V54L198 55H200V52H202V53H206V55L208 54V52L209 51H211L212 49L214 50V48H216L215 50H217V49H219L220 50V48L219 47H223L224 46V44L222 45V43H221V41H219L218 40V38H214V36L216 37L217 35H214V36H212L213 34H214V32H213V34L211 35V30L209 31V32H206L205 30H204V33H202V30L203 29H201V22L203 23V22H205V21H202L201 20V17H202V15H203V18H205L204 17V15H208L209 13H210V11L213 9L212 8V5H211V3L208 1V0H182ZM23 2V1H22ZM30 2V1H29ZM43 1H41V2H39V4L41 3V4H43L42 3ZM46 2V3H47ZM85 2H87V3H89L88 1H85ZM93 2H91V0H90V3H91V5H92V3ZM94 2V3H95ZM100 2H103L102 0L100 1ZM105 2V1H104ZM103 2V3H104ZM112 2H113V0H112ZM134 2H136V1H134ZM28 3V2H27ZM31 3H32V1H31ZM44 4V5H47V4ZM83 3H84V1H83ZM102 3V4H103ZM114 3V2H113ZM117 3V4H118ZM40 4V5H41ZM80 4V3H79ZM86 4V3H85ZM101 4V3H100ZM105 4V3H104ZM103 4V5H104ZM109 4V5H110ZM114 4H116V3H114ZM22 5V4H21ZM39 5V6H40ZM84 5V4H83ZM87 5V4H86ZM95 5V6H96ZM112 5V4H111ZM110 5V6H111ZM157 5V4H156ZM155 5V6H156ZM29 6V5H28ZM48 6H49V3H48ZM89 6V5H88ZM94 6V5H93ZM93 6H92V9H93ZM94 6V11H96V7ZM158 6V5H157ZM163 6V5H162ZM13 7H16L15 5L13 6ZM21 7V6H20ZM24 7V6H23ZM104 7H105V5H104ZM109 7V6H108ZM30 8V7H29ZM39 8V7H38ZM46 8V6H44V11L46 10L45 9ZM48 9H49V7H47ZM51 8V7H50ZM82 8V7H81ZM107 8V7H106ZM110 8V7H109ZM108 8V9H109ZM112 8V10H113V7H111ZM16 9H17V7H16ZM25 9V8H24ZM86 9V8H85ZM98 9V8H97ZM28 10V9H27ZM104 11V10H106V9H101V7H100V10L99 11ZM110 10V9H109ZM109 10H108V12H109ZM111 10V11H112ZM155 10V9H154ZM18 11H20V10H18ZM23 11V10H22ZM47 11H49V10H47ZM51 11V10H50ZM49 11V12H50ZM114 11V12H113ZM112 11V14L114 15L115 14V16H116V12L118 11H116L115 12V9ZM181 11V10H180ZM13 12V11H12ZM11 12V13H12ZM21 12V11H20ZM19 12V13H20ZM38 12V11H37ZM83 12V11H82ZM153 12H156V10L155 11H153ZM160 12V11H159ZM183 12V11H182ZM181 12V13H182ZM22 13V12H21ZM34 13H36V12H34ZM40 13V12H39ZM56 13H54V15L56 14ZM99 13V12H98ZM107 13V12H106ZM106 13L104 14L105 16H106ZM111 13V12H110ZM109 13V14H110ZM120 13V12H119ZM122 13V12H121ZM120 13V14H121ZM162 13V12H161ZM8 14H9V16H10V13L8 12ZM96 14V13H95ZM123 14V13H122ZM18 15V14H17ZM46 15H47V13H46ZM50 15V16H51ZM54 15H52V16H54ZM56 15H58V14H56ZM84 15L85 14H83V18H85L84 20H86V18L87 17H84ZM102 16V17H105V16ZM111 15V14H110ZM119 15V14H118ZM124 15V14H123ZM153 15H155V14H153ZM159 15V14H158ZM188 15H186V16H188ZM22 16V15H21ZM32 16V15H31ZM38 16H40V15H38ZM51 16V17H52ZM109 16V15H108ZM157 16V15H156ZM169 16V15H168ZM179 16V15H178ZM180 16H182V14L180 15ZM11 17L13 18H11V20H12V24H13V29L12 30H14V32H13V34L14 35H17V32H19V31H17L19 28L17 27V26H19L18 25V22H17V19H16V16H12V14H11ZM26 17V16H25ZM24 17V18H25ZM27 17H28V15H27ZM47 17H49V16H47ZM46 17V18H47ZM112 17V16H111ZM158 17V16H157ZM160 17V16H159ZM45 18V17H44ZM57 18H58V16H57ZM57 18L55 17V19H54V21H57ZM108 18V17H107ZM119 18V17H118ZM181 18V17H180ZM207 18H209V17H206V19ZM20 19V18H19ZM22 19V18H21ZM36 19V18H35ZM51 19V18H50ZM50 19H49V22H50ZM109 19V18H108ZM114 19V18H113ZM167 19V18H166ZM65 20H63V22H65ZM117 20V19H116ZM187 20V19H186ZM205 20V19H204ZM26 21V20H25ZM32 21V20H31ZM35 22H36V20H34ZM47 21H48V19H47ZM51 21H52V19H51ZM62 21V20H61ZM79 21V22H78ZM87 21V20H86ZM111 21H112V18H111ZM115 21V20H114ZM114 21L113 22H110L111 23V25L110 26H114V24H112V23H114ZM58 22V21H57ZM91 22H92V20H91ZM107 22V21H106ZM108 22H109V20H108ZM179 22V21H178ZM25 23V22H24ZM27 23H29V22H27ZM34 22L32 21V24H33ZM48 23V22H47ZM51 23V22H50ZM85 23V22H84ZM83 23V24H84ZM126 23V22H125ZM157 23V22H156ZM160 23V22H159ZM158 23V24H159ZM20 24V23H19ZM26 24V23H25ZM53 24H54V22H53ZM65 24V23H64ZM66 24V25H67ZM98 24V25H97ZM129 24V23H128ZM131 24V23H130ZM190 24V25H191ZM35 25V24H34ZM88 25H89V21H88ZM90 25H91V23H90ZM89 25V26H90ZM93 25V24H92ZM133 25V24H132ZM160 25V24H159ZM158 25V26H159ZM178 25V24H177ZM177 25H176V27H177ZM182 25V26H183ZM203 25H204V23H203ZM209 25V24H208ZM12 26V25H11ZM43 26V25H42ZM56 26H57V24L55 23V28H56ZM97 26H99L98 28H97ZM126 26V25H125ZM131 25H129V27H130ZM205 26H206V24H205ZM54 27V26H53ZM90 27H92V26H90ZM116 27V26H115ZM214 27V26H213ZM33 28V27H32ZM57 28H59V26L57 27ZM96 28H97V30H96ZM159 28H161V27H159ZM180 27H178V29H179ZM182 28L183 27H181V30H182ZM203 28V27H202ZM60 29V28H59ZM91 28H89V30H90ZM110 29H111V27H110ZM127 29V28H126ZM184 28H183V30H185ZM216 29V28H215ZM215 29H213V31L215 30ZM218 29V28H217ZM86 30H88V29H86ZM88 30V31H89ZM99 30H100V32H99ZM103 30H105V32L103 31ZM112 30H113V28H112ZM129 30V29H128ZM180 30V31H181ZM187 30H185V33H186V31ZM94 31H92L91 30V33H93ZM124 31V30H123ZM123 31H121V32H123ZM179 31V32H180ZM232 31V30H231ZM35 32V31H34ZM37 32V31H36ZM40 32V31H39ZM57 32V31H56ZM59 32V31H58ZM65 32V31H64ZM106 32H108V33H106ZM114 32V31H113ZM126 32V31H125ZM178 32V31H177ZM206 32V33H205ZM215 32H218V31H215ZM233 32V31H232ZM22 33V32H21ZM24 33V32H23ZM174 33H176L175 31H174ZM174 33L173 32H171V34L169 35V36H171V35H174ZM181 33H184V32H181ZM235 33V35L236 36H231L230 38H232V37H234V39L237 37V39L238 40H241V43H240V45L242 44V43H244V44H242L243 45V47H245V48H242V45H241V48H240V46H239V44H238V46L236 45L237 43H235V41L237 40H235L234 42L232 41V43L234 44V45H236L237 47H239V48H233V50H235V54H236V56H234V57H232V58H235L236 59V61H239V62H235V60H233L234 61V63H239V64H244V66H246L245 68L247 69V72H246V70L244 71L245 72V74L247 75V73L251 76V77H249V78H246L245 80V82H247V81H250L251 79L250 78H252L253 80L254 79H256V81H257V83H258V81H259V79H261V80H263L264 79V49H262L261 47H259L258 45H256L255 43H252V42H250L249 43V41H251V36H248L247 34H244L243 32H241V31H238V30H235L234 32H233V34ZM12 34V35H13ZM56 34V33H55ZM61 34H63V33H61ZM114 34V33H113ZM179 34V33H178ZM217 34V33H216ZM232 34V35H233ZM32 35H33V33H32ZM65 35H66V33H65ZM65 35H63L64 37H65ZM115 35H117V34H115ZM114 35V36H115ZM121 35V34H120ZM122 35H125L126 36V34H122ZM122 35H121V38H122ZM158 35V34H157ZM175 35H177V34H175ZM182 35H184V34H182ZM222 35H228L227 34V32H226V34H222ZM19 36V35H18ZM36 36V35H35ZM179 36H180V34H179ZM179 36H178V38H179ZM221 36V35H220ZM16 37V36H15ZM54 37V36H53ZM58 36H56V38H57ZM68 37V36H67ZM217 37H219V36H217ZM225 37V36H224ZM223 37V38H224ZM20 38H22V36H20ZM34 38V37H33ZM37 38V37H36ZM35 38V39H36ZM56 38L55 39H53V42L56 40ZM113 39H114V37H112ZM111 38V40H113ZM120 38V37H119ZM171 38V37H170ZM173 38V37H172ZM175 38V37H174ZM178 38H176L177 39V41H178ZM186 38H187V36H186ZM223 38H220L219 37V39H223ZM17 39V38H16ZM23 39V38H22ZM35 39H33L34 41H35ZM50 39V38H49ZM48 39V40H49ZM189 39V38H188ZM225 40L224 41H226V39H227V37L226 38H224ZM21 40V39H20ZM47 40V41H48ZM62 40L63 39H61V42H62ZM70 40V39H69ZM110 40V41H111ZM116 40V39H115ZM118 40V39H117ZM171 40V39H170ZM175 40V39H174ZM15 41H17V40H15ZM64 41V40H63ZM67 41V40H66ZM109 41V42H110ZM120 42H121V40H119ZM172 41V40H171ZM179 41H180V38H179ZM178 41V42H179ZM187 41V40H186ZM228 41V40H227ZM36 42V41H35ZM38 42V41H37ZM65 42V41H64ZM69 42V41H68ZM111 42H113V41H111ZM110 42V43H111ZM175 42V41H174ZM173 42V43H174ZM183 42V41H182ZM229 42H230V40H229ZM229 42H228V46L231 44H229ZM34 45L36 44V43H34V42H32ZM41 43H43V42H41ZM47 43V42H46ZM56 43V44H55ZM106 44L105 46H104V44ZM114 43V42H113ZM112 43V44H113ZM38 44V43H37ZM37 44H36V46H37ZM53 44H55V47H54V45H53V47L54 48H56V49H54V51L56 50V52L58 53V54H56V55H58L59 56V54H63V52L65 51L66 52V50H68V49H66V42L64 43L65 44V47H64V45L63 46H61L60 44L61 43H59L58 41L56 42H54ZM62 44H63V42H62ZM116 44V43H115ZM119 44V43H118ZM170 44V43H169ZM175 44H176V42H175ZM175 44H172V46H174ZM184 44V43H183ZM171 45V44H170ZM185 45V44H184ZM187 45V44H186ZM36 46H34V49H37V48H39L38 46H37V48H35ZM39 46H41V45H39ZM69 46V45H68ZM68 46H67V48H68ZM122 46V45H121ZM181 46H182V44H181ZM228 46H225L224 48H226V47H228ZM50 47V46H49ZM70 47H71V45H70ZM69 47V49H71ZM105 47L106 48H108L109 49V52H110V54H109V52H107L108 50H105ZM117 47V46H116ZM123 47H124V43H123ZM180 47V46H179ZM190 47H191V45H190ZM218 47V48H217ZM111 48L113 49L114 47L113 46H111ZM126 48V47H125ZM174 48L176 49L177 48V46L175 45L174 46ZM193 48H195V47H193ZM196 48V49H197ZM228 48H230V47H228ZM40 49V48H39ZM64 49H66V50H64ZM104 49V50H103ZM174 49V50H175ZM223 49V48H222ZM222 49H221V51H222ZM38 50V49H37ZM51 50V49H50ZM72 50H73V48H72ZM179 50V49H178ZM194 50V49H193ZM218 50V51H219ZM225 50H227V48L225 49ZM229 50V49H228ZM36 51V50H35ZM34 51V52H35ZM53 51V52H54ZM52 52V51H51ZM70 52H72V51H70ZM212 52V51H211ZM209 53V54H212V53ZM225 52V51H224ZM232 52V51H231ZM69 52H67V55H69L68 54ZM178 53V52H177ZM202 53H201V56H202ZM220 53V52H219ZM219 53H216V54H219ZM227 53H228V51H227ZM229 53H230V50H229ZM233 53L234 52H232V55H233ZM72 54V53H71ZM122 54V53H121ZM216 54H215V56H216ZM234 54V55H235ZM55 55V54H54ZM117 55H118V53H117ZM179 55H180V53H179ZM182 55V54H181ZM183 55H185V54H183ZM205 55V56H206ZM220 55V54H219ZM221 55H223V54H221ZM228 55H231V54H228ZM231 55V56H232ZM71 56L72 55H69L68 57H70V59H72L71 58ZM75 56V55H74ZM83 56V57H84ZM172 56V55H171ZM174 56V55H173ZM201 56H199V57H201ZM204 56V55H203ZM210 56V55H209ZM218 56V55H217ZM224 56V55H223ZM61 57H62V55H61ZM76 57V56H75ZM206 57H208V56H206ZM222 57V56H221ZM226 57V56H225ZM224 57V58H225ZM228 57V56H227ZM236 57H238V59L236 58ZM60 58V57H59ZM66 58H67V56H66ZM65 58V59H66ZM118 57H116V59H117ZM182 58V57H181ZM214 58V57H213ZM219 58H220V56H219ZM219 58H218V60H219ZM223 58V57H222ZM228 58H230V56L228 57ZM227 58V59H228ZM8 59V58H7ZM15 59V58H14ZM37 59V58H36ZM60 59H62V58H60ZM59 59V60H60ZM123 59V58H122ZM215 59H216V57H215ZM214 59V60H215ZM68 60H69V58H68ZM114 60V59H113ZM118 60V59H117ZM124 60V59H123ZM175 60V59H174ZM182 60V59H181ZM223 61V59H220L219 61ZM225 60V59H224ZM8 61V60H7ZM17 61H18V59H17ZM62 62H63V60H61ZM119 61V60H118ZM180 61V60H179ZM200 61V60H199ZM198 61V62H199ZM230 61V60H229ZM15 62H16V60H15ZM39 62V61H38ZM59 62V61H58ZM65 62V61H64ZM79 62V61H78ZM114 62V61H113ZM175 62V61H174ZM181 62V61H180ZM184 62V61H183ZM183 62H181V63H183ZM187 62V61H186ZM202 62V61H201ZM218 62V61H217ZM228 62V61H227ZM240 62H242V63H240ZM13 63V62H12ZM21 62H19V64H20ZM47 63V62H46ZM45 63V64H46ZM49 63V62H48ZM71 63V62H70ZM75 63V62H74ZM119 63H120V61H119ZM122 63L125 65L126 63H124V62H122L121 61V67H123L122 66ZM221 63H223V62H221ZM220 63V64H221ZM229 63V62H228ZM232 62L230 61V63L229 64H231ZM6 64H8V63H6ZM22 64V63H21ZM35 64H37V61H36V63ZM49 64H51V63H49ZM64 64H66V63H64ZM76 64V63H75ZM115 64V63H114ZM204 64V63H203ZM229 64H228V66H226L225 65V63H224V65L226 66V67H229ZM233 64V63H232ZM242 64V65H243ZM10 65V64H9ZM13 65V64H12ZM12 65H10V66H12ZM38 65V64H37ZM48 65V64H47ZM61 65H63V63L61 64ZM67 65V66H68ZM119 65V64H118ZM175 65H176V62H175ZM174 65V66H175ZM177 65H178V63H177ZM202 65V64H201ZM223 65V64H222ZM223 65V67H225ZM8 65H6V67H7ZM15 66V65H14ZM21 66V65H20ZM22 66H25V65H22ZM60 66V65H59ZM68 66V67H69ZM6 67H4L2 70H4ZM9 67V66H8ZM7 67V68H8ZM40 67V66H39ZM47 67V66H46ZM52 67V66H51ZM130 67V66H129ZM173 67V66H172ZM216 67V66H215ZM221 67V66H220ZM11 68V67H10ZM9 68V69H10ZM50 68V67H49ZM49 68H47V69H49ZM116 68V67H115ZM119 68V67H118ZM117 68V69H118ZM128 68V67H127ZM185 67H183V69H184ZM234 68V67H233ZM240 68V66L238 67V69ZM13 69V68H12ZM42 69V68H41ZM57 69V68H56ZM65 69L67 70V67L65 66ZM176 69H177V67H176ZM190 69V68H189ZM7 69H5L4 71H6ZM40 70V69H39ZM61 70V69H60ZM128 70V69H127ZM129 70H131V68L129 69ZM177 70H179V71H181L180 69H177ZM187 70V69H186ZM224 70H225V68H224ZM235 69H232V67H231V69H230V72L231 71H234ZM244 70V69H243ZM12 71V70H11ZM25 71V70H24ZM53 71V70H52ZM59 71V70H58ZM77 71V72H76ZM119 71H121V70H119ZM237 71V70H236ZM241 72V70L239 69L238 70V72ZM3 72V71H2ZM7 72L8 71H6L5 73L7 74ZM46 72H48V70L46 71ZM125 72H126V70H125ZM128 72V71H127ZM171 72V71H170ZM182 72V71H181ZM184 72V71H183ZM14 75L16 74L17 75V73L18 74H24V73H22V69L20 68V67H16V68H14V70H13V72H12ZM52 73V72H51ZM55 73V72H54ZM56 73H58V76H60L59 75V72H56ZM62 73V72H61ZM79 73V74H78ZM185 73V72H184ZM225 73V72H224ZM226 73H227V71H226ZM234 73V72H233ZM6 74H4V75H6ZM9 74V73H8ZM118 74V73H117ZM117 74H114V75H117ZM177 74V73H176ZM183 74V73H182ZM223 74V73H222ZM221 74V75H222ZM228 74V73H227ZM230 74H232V73H230ZM235 74H237V73H235ZM1 75V74H0ZM26 75V74H25ZM66 75H67V73H66ZM120 75V74H119ZM174 75H175V73H174ZM178 75V74H177ZM179 75H180V73H179ZM178 75V76H179ZM238 75V74H237ZM239 75H242V74H239ZM248 75V76H249ZM20 76V75H19ZM54 76V75H53ZM53 76H51V77H53ZM118 76V75H117ZM131 76V75H130ZM176 76V75H175ZM181 76V75H180ZM185 75L183 74V77H184ZM228 76V75H227ZM234 76H236V75H233V80H235L234 78ZM247 76V77H248ZM2 77V79H3V76H1ZM6 77V76H5ZM9 78H10V76H8ZM15 77V76H14ZM43 77V76H42ZM55 77V79H56V75L54 76ZM72 77H75L74 78V80L72 79ZM120 77V76H119ZM122 77V76H121ZM132 77V76H131ZM130 77V78H131ZM177 77V76H176ZM239 77V76H238ZM237 77V78H238ZM61 78H62V76H61ZM61 78H60V80H58V81H60V82H58V85H55L57 88H58V92H57V98L58 99H60L61 100V102L62 101H64L66 104L67 103H69L70 102V100L68 99V97L69 96H71V94L73 93H71V94H69V93H67L65 90H66V88H67V86H65V84H63L62 82H61ZM65 78V77H64ZM114 78V77H113ZM133 78V77H132ZM178 78H179V80H178ZM216 78H218V77H216ZM224 78V77H223ZM236 78V80H238ZM1 79V78H0ZM6 79V78H5ZM54 79V78H53ZM54 79V80H55ZM63 79V78H62ZM78 79V78H77ZM79 79H78V81H79ZM128 79V78H127ZM126 79V80H127ZM194 79H195V77H194ZM209 79V78H208ZM222 79V78H221ZM240 79V78H239ZM243 79V78H242ZM249 79V80H248ZM10 80V79H9ZM11 80H12V82H13V80L14 79H12L11 78ZM26 80H27V78L25 79V82H26ZM51 80V79H50ZM116 80H118V77H117V79H115V81ZM125 80V79H124ZM124 80H122V82L124 81ZM128 80H131L132 81V79H128ZM134 80V79H133ZM176 80H178L177 81V83L180 81V80H182V79H180V77H177V79ZM184 80V79H183ZM232 80V79H231ZM232 80V81H233ZM261 80L259 81V83L261 82ZM1 81H3V80H1ZM19 81V80H18ZM112 81V82H111ZM119 81V80H118ZM194 81V80H193ZM228 81V80H227ZM230 81V80H229ZM242 81V80H241ZM243 81H244V79H243ZM11 82V83H12ZM24 82V81H23ZM24 82V83H25ZM27 82H28V80H27ZM53 82H56L57 83V81H53ZM65 82V81H64ZM67 82V81H66ZM75 82H73V83H69L71 86L75 83ZM110 82H111V84H110ZM122 82H120V84L122 83ZM138 82V81H137ZM137 82H136V84H137ZM183 82V81H182ZM185 82V81H184ZM219 82V81H218ZM236 82V81H235ZM255 81H250V85H247V83H246V87L248 88L247 90L249 91V94H250V92L252 93V89L251 90H249V87L248 86H251L252 87V83H254ZM13 83H15V81L13 82ZM124 83V82H123ZM127 83H131L130 81L128 82L127 81ZM134 83V81L132 82V85H134L133 84ZM213 83V82H212ZM237 83V82H236ZM258 83V85H260ZM1 84H2V82H1ZM4 84V83H3ZM22 84V80H21V82H20V85ZM179 84V83H178ZM181 84V83H180ZM184 84V83H183ZM196 84V83H195ZM220 84V83H219ZM223 84V83H222ZM225 84V83H224ZM238 84V83H237ZM14 85H17L16 83L14 84ZM67 85V84H66ZM77 85V84H76ZM75 85V86H76ZM164 85V84H163ZM218 85V84H217ZM239 85V84H238ZM254 85H255V83H254ZM258 85H256V86H254V87H257L258 88ZM264 85V84H263ZM4 86V85H3ZM17 86H19V85H17ZM24 86V85H23ZM23 86H22V88H23ZM42 86V85H41ZM71 86H68V87H70L71 88ZM136 86V85H135ZM134 86V87H135ZM186 86V85H185ZM194 86V85H193ZM219 86H222L221 84L219 85ZM235 86V85H234ZM240 86V85H239ZM238 86V87H239ZM245 85H243V87H244ZM262 86V85H261ZM20 87V86H19ZM26 87V86H25ZM23 88L22 90H21V92L19 93V96H20V100L22 101L21 102V105H22V103L24 102L25 104L26 103H28L29 105H30V110H32L33 111V113H35V115H37V116H39L40 118H39V120H42L41 118H43L44 116H46V115H44L43 116V114L41 113V111L38 109V107H37V105L36 104H34L33 102H32V99H33V97H32V94L29 92V91H27L26 90V88ZM40 87V86H39ZM77 87V91H78V88ZM180 87V86H179ZM237 87V88H238ZM241 87H242V85H241ZM250 87V88H251ZM263 87V86H262ZM0 88H2L1 86H0ZM5 88V87H4ZM98 88H100V89H98ZM130 88V87H129ZM137 88V87H136ZM181 88L182 87H180V90H181ZM219 89L220 88H222V87H218ZM227 89H224V90H228V87H226ZM231 88V87H230ZM21 89V88H20ZM68 89V88H67ZM184 89V88H183ZM182 89V90H183ZM218 89V90H219ZM235 89V88H234ZM233 89V90H234ZM246 88H244V90H245ZM262 89V88H261ZM264 89V88H263ZM17 90V89H16ZM15 90V91H16ZM19 90V89H18ZM17 90V91H18ZM69 90H71V89H69ZM68 90V91H69ZM132 90V89H131ZM133 90H136V89H133ZM214 90H215V88H214ZM232 90V89H231ZM233 90H232V92H230V93H233ZM243 90V91H244ZM246 90V91H247ZM258 90V89H257ZM256 90V91H257ZM259 90H260V88H259ZM2 91V90H1ZM170 91V90H169ZM185 91V90H184ZM217 91V90H216ZM215 91V92H216ZM222 91V90H221ZM241 91V90H240ZM243 91H241V92H243ZM254 91V90H253ZM262 91V90H261ZM71 92V91H70ZM123 92V91H122ZM215 92H213L214 94V96H213V98H212V94L210 95V97L214 100H211L210 102H212L213 101V103H215V104H218V103H221V104H225L224 102H222V100H220L221 98H219V96H220V93L218 94L219 96H216L215 94L217 93H215ZM235 92V91H234ZM259 92V91H258ZM257 92V93H258ZM182 93V92H181ZM226 93H228L227 91H226ZM225 93V94H226ZM236 93H239V92H237V90H236ZM236 93H234L233 94V96L235 97V94ZM261 93V92H260ZM264 93V92H263ZM5 94V93H4ZM7 94V93H6ZM67 94H69V95H67ZM240 94V93H239ZM243 94V93H242ZM253 94V93H252ZM254 94H255V92H254ZM8 95V94H7ZM17 95V94H16ZM34 95V94H33ZM73 95H74V93H73ZM128 95V94H127ZM168 95H170V94H168ZM227 95V94H226ZM229 95V94H228ZM227 95V96H228ZM230 95H232V94H230ZM244 95V94H243ZM246 95V94H245ZM38 96V95H37ZM171 96V95H170ZM238 96V95H237ZM247 96V95H246ZM9 97V96H8ZM7 97V98H8ZM35 97V96H34ZM74 97V96H73ZM80 97V96H79ZM169 97V96H168ZM172 97V96H171ZM171 97H169V98H171ZM209 96H208V98H210ZM219 99H218V98ZM231 97V96H230ZM240 97H241V94H240ZM245 96H243V98H244ZM249 97V96H248ZM252 97L253 98H255L254 97V95H252ZM54 98H56L55 97V95H54ZM71 98V97H70ZM128 98H130V100L128 99ZM210 98V99H211ZM237 98H239V96L237 97ZM242 98V97H241ZM247 98V97H246ZM250 98H251V96H250ZM15 99V98H14ZM17 99H18V97H17ZM37 99V98H36ZM80 99H82V98H80ZM79 99V100H80ZM245 99V98H244ZM260 99V98H259ZM10 100V99H9ZM19 100V99H18ZM38 100V99H37ZM40 100V99H39ZM55 100H57V99H55ZM60 100H57V101H60ZM72 100V99H71ZM76 100H78V98H76ZM104 100H106V103L104 102ZM175 100V98L172 100V101H174ZM234 100V99H233ZM232 100V101H233ZM239 100V99H238ZM246 100V99H245ZM249 100V99H248ZM253 100V99H252ZM262 100V99H261ZM17 101V100H16ZM83 101V102H84ZM102 101L104 102V103H102ZM168 102H169V99L167 100ZM241 101H242V99H241ZM240 101V102H241ZM251 101V100H250ZM260 101V100H259ZM12 102V101H11ZM10 102V103H11ZM15 102V101H14ZM19 102V101H18ZM42 102V101H41ZM82 102V101H81ZM84 102V103H85ZM98 102V101H97ZM238 102V101H237ZM247 102V100L246 101H244L243 103H246ZM253 103H254V101H252ZM9 103V101H7L6 99H3V98H1L0 97V161L3 163V161H7L10 157H11V155H10V151L11 150H9V148H8V141H9V139L11 138V136L13 137V133L15 132V130H14V128H13V126H14V124H15V122H16V120H18L17 118L15 119L14 117H13V106L11 105ZM23 103V104H24ZM72 103H74L73 101H72ZM78 103H80V101H78ZM124 103H126V105H128L129 104V106L131 107V109H133L136 113H137V115H138V117H139V121H137V123H140V125L138 126V127H140V126H142V132H139V131H137V130H135V129H133V127L132 126H134V125H132V126H130V124H129V121L128 122H126V121H124V120H122V118H120V115H121V113H118V107L120 106V105H122V104H124ZM176 103V102H175ZM242 103V102H241ZM242 103V104H243ZM250 103V102H249ZM261 103V102H260ZM262 103H263V100H262ZM20 104V103H19ZM18 104V105H19ZM98 104H99V102H98ZM239 104V103H238ZM258 104H259V102H258ZM28 105V106H29ZM63 105H65L64 103H63ZM97 105V104H96ZM125 105V106H126ZM163 105V104H162ZM161 105V106H162ZM169 105H170V103H169ZM168 105V106H169ZM171 105L173 106V103H171ZM177 105H178V102H177ZM244 105V104H243ZM246 105H248V103L246 104ZM246 105H244L245 107H247ZM255 105V104H254ZM259 105H264V104H259ZM25 106V108L26 109H28L27 107H26V105H24ZM67 105H65L64 107L65 108H67L66 110H69L68 109V106L66 107ZM98 106V105H97ZM122 106H124V105H122ZM141 106H143V105H141ZM238 106V105H237ZM239 106H242L241 104L239 105ZM244 106H243V108H244ZM256 106V105H255ZM15 107V106H14ZM18 107H20V106H18ZM22 107V106H21ZM127 107V106H126ZM177 107H179V105L177 106ZM177 107H176V109H177ZM259 107H261V106H259ZM94 108H98L99 109V107H94ZM93 108V109H94ZM145 108V107H144ZM175 107H173V108H171L170 107V109L172 110V109H174ZM235 108V107H234ZM243 108H241L242 110H243ZM257 108V107H256ZM263 108V107H262ZM23 109V108H22ZM54 109V108H53ZM98 109H97V111H98ZM130 109V108H129ZM130 109V110H131ZM181 109V108H180ZM236 109V108H235ZM234 109V110H235ZM237 109H239V108H237ZM236 109V110H237ZM240 109V110H241ZM15 110V109H14ZM29 110V109H28ZM27 110V111H28ZM59 110V109H58ZM64 110V109H63ZM100 110V109H99ZM132 110V111H133ZM179 110V109H178ZM240 110H237V112H241ZM256 110V109H255ZM262 110V109H261ZM65 111V110H64ZM80 111V110H79ZM78 111V112H79ZM81 111H82V109H81ZM133 111V112H134ZM15 112V111H14ZM24 112H25V110H24ZM46 112V111H45ZM60 112V111H59ZM92 112H95V111H92ZM121 112V111H120ZM167 112V111H166ZM180 112H181V110H180ZM48 113V112H47ZM61 113V112H60ZM96 113H99V112H96ZM94 114V115H99V114ZM169 113V112H168ZM170 113H172V112H170ZM28 114V113H27ZM82 114H83V111H82ZM100 114H102V113H100ZM120 114V115H119ZM123 114H125L124 112H123ZM135 114V113H134ZM173 114V117H174V113H172ZM234 114H236V113H234ZM19 115V114H18ZM109 115H111V114H109ZM112 115V116H113ZM80 116V115H79ZM100 116V115H99ZM98 116V117H99ZM103 116V115H102ZM105 116V115H104ZM123 116V115H122ZM31 117V116H30ZM83 117H84V119H86L85 121H87V119H89V118H85V116H84V114H83ZM95 118H97V116H94ZM107 117V116H106ZM179 117H181V116H179ZM183 117V116H182ZM234 117H235V115H234ZM21 118V117H20ZM38 118V117H37ZM46 118V117H45ZM48 118V117H47ZM78 118H80V117H78ZM91 118H92V116H91ZM95 118H93L94 120H95ZM114 118V119H115ZM135 118H136V115H135ZM154 118V117H153ZM176 117H174V119H175ZM185 118V117H184ZM238 118V117H237ZM239 118L240 119H242L240 116H239ZM24 119V118H23ZM31 119V118H30ZM29 119V120H30ZM34 119V118H33ZM60 119V118H59ZM77 119V118H76ZM81 119V118H80ZM137 119V118H136ZM177 119V118H176ZM175 119V120H176ZM57 120V119H56ZM61 121L62 120H64V119H60ZM78 120V119H77ZM82 120V119H81ZM105 120V119H104ZM107 120V119H106ZM105 120V121H106ZM126 120V119H125ZM156 120V119H155ZM172 121V122H175L176 123V121ZM188 120V119H187ZM55 121V120H54ZM79 121V120H78ZM88 121H90V119L88 120ZM87 121V122H88ZM96 122L97 121H99V120H95ZM94 121V122H95ZM31 122V121H30ZM32 122H33V120H32ZM40 123H41V121H39ZM58 122V121H57ZM56 122V125L57 126H54V127H57V130H63V129H65V126L61 123V122H58L57 123ZM77 122V121H76ZM80 122V121H79ZM94 122L92 123V124H94ZM107 122V121H106ZM106 122H104L105 124H106ZM159 122V121H158ZM183 122V121H182ZM181 122V123H182ZM240 122V121H239ZM238 122V123H239ZM242 120H241V123H240V125L242 124ZM245 122V121H244ZM243 122V123H244ZM82 123H84V122H82ZM81 123V124H82ZM101 123V122H100ZM114 123V122H113ZM116 123V122H115ZM190 123V122H189ZM238 123L236 124V126L238 125ZM22 124V123H21ZM30 124V123H29ZM43 124V123H42ZM55 124V123H54ZM53 124V125H54ZM79 124V123H78ZM161 124H162V122H161ZM67 126H68V124H66ZM80 125V124H79ZM115 125H118V122H117V124H115ZM176 125V124H175ZM180 125H182V124H180ZM180 125H179V127H180ZM184 125H186L187 126V124H184ZM190 125V124H189ZM193 125V124H192ZM195 125V124H194ZM243 125V124H242ZM241 125V126H242ZM245 125V124H244ZM94 126V125H93ZM96 126V128H97V126H99V124L98 125H95ZM107 126V125H106ZM110 126V125H109ZM114 126V125H113ZM119 126V125H118ZM117 126V127H118ZM121 126V125H120ZM119 126V127H120ZM177 126H178V123H177ZM183 126V125H182ZM181 126V128H183ZM186 126H184V127H186ZM246 126V125H245ZM83 127V126H82ZM116 127V126H115ZM116 127V128H117ZM137 127V128H138ZM264 127V126H263ZM27 128V127H26ZM81 128V127H80ZM115 128V129H116ZM122 128V127H121ZM141 128V127H140ZM197 128V127H196ZM234 128V127H233ZM236 128V127H235ZM234 128V129H235ZM244 128V127H243ZM55 129V128H54ZM185 129V128H184ZM193 129V127L191 128V126H189V130L190 131H188V128L186 129L187 131H188V133L189 132H191V130ZM237 129H238V127H237ZM236 129V130H237ZM239 129H242V128H240L239 127ZM239 129L237 130V132L239 133V132H241V131H239ZM246 129V128H245ZM262 129V128H261ZM260 129V130H261ZM105 130V129H104ZM139 130V129H138ZM256 130V129H255ZM258 130V129H257ZM66 131V130H65ZM117 131H118V129H117ZM177 131V130H176ZM183 131V130H182ZM194 131V130H193ZM196 131V130H195ZM197 131H198V129H197ZM69 132V131H68ZM107 132V131H106ZM181 132V130L178 132V133H180ZM184 132V131H183ZM260 132V131H259ZM259 132L257 131L256 132V134H259ZM264 132V131H263ZM54 133H57V132H54ZM86 133H87V131H86ZM105 133V132H104ZM185 133V132H184ZM187 133V132H186ZM186 133H185V135H186ZM197 133V132H196ZM198 133H199V131H198ZM197 133V134H198ZM57 134H59V133H57ZM56 134V135H57ZM64 134V133H63ZM88 134V133H87ZM183 134V133H182ZM192 134V136H196L195 137V140H194V137H193V140L195 141V145L196 146H194V144H193V146L194 147H196L197 148V151H196V153L198 152V154H197V156H199L198 157V160L197 159H195V161L197 160V161H199L198 162V164L199 163H201L200 165H198V167H200V166H203V164H205L206 165V167L208 166L207 164H210V166H211V176L213 177V181H215L214 182V184H218V186H220V188H222L221 190H222V192H224L223 193V195H225V197L226 198H224V200H227L225 203L226 204H228L229 205V207L231 208V210L233 209V211L234 212H231V213H235L236 211H237V213H238V217L240 218V220L238 221L239 222V225H238V227L235 225V228L237 229H239V231H241V232H244V233H246V234H252L253 233V231H255V230H257V229H260L259 227H258V225L256 224V222H257V218H256V213L254 212V208H251V206H249L248 208V211H247V209H246V212L244 211V213H246V215L242 212V210H240V208L241 207H239V203H237V201H238V198H237V201H235L236 200V198H235V200H234V196H232V189H231V185H230V182H229V176H227V175H225L224 173H222V170H220V169H218V167H217V165H220V164H216L217 162H218V159H216V161H215V156H213V155H211L212 153L211 152H209L208 150L209 149H207V143H205V140L203 139H200V138H198V135H196L195 134V132H192L191 133ZM194 134V135H193ZM261 134H262V132H261ZM264 134V133H263ZM21 135V134H20ZM65 135V137H69V136H72V134L71 133H68V134H64ZM63 135V136H64ZM66 135H68V136H66ZM89 135V134H88ZM106 136H108L107 134H105ZM171 135V134H170ZM177 135V134H176ZM189 135H190V133H189ZM58 136V135H57ZM61 136V135H60ZM83 136V135H82ZM172 136V135H171ZM174 136V135H173ZM179 136H180V134H179ZM188 136V135H187ZM258 136V135H257ZM256 136V137H257ZM259 136H260V134H259ZM92 137V136H91ZM100 137V136H99ZM99 137L98 138H96V139H99ZM109 137V136H108ZM175 138L176 137H178V136H174ZM243 137H244V134H243ZM261 137H262V135H261ZM17 138H18V136H17ZM60 138V137H59ZM64 137H62L61 138V140L63 139ZM85 138V137H84ZM87 138V137H86ZM85 138V140H87ZM101 138H102V136H101ZM105 138V137H104ZM104 138H102V139H104ZM171 138V137H170ZM240 138V137H239ZM260 138V137H259ZM93 139H95V138H93ZM168 139V138H167ZM178 139V138H177ZM179 139L182 141V138H180L179 137ZM178 139V140H179ZM188 139H192V137L190 138H188ZM187 139V140H188ZM253 139H256V138H254L253 137ZM262 138H260V140H261ZM264 139V138H263ZM28 140V139H27ZM63 140H65V139H63ZM62 140V141H63ZM80 140H83V139H80ZM173 140V139H172ZM176 140V139H175ZM183 140H185V138H183ZM193 140H191V143H193L194 141ZM94 141V140H93ZM107 141V140H106ZM128 141V143H130ZM262 141V140H261ZM261 141L259 142V145H260V143H261ZM65 142V141H64ZM89 142V141H88ZM91 142V141H90ZM110 142H112V141H110ZM167 142V141H166ZM171 142V141H170ZM187 142V141H186ZM66 143L68 144V141L66 140V142H65V145H66ZM93 143V142H92ZM95 143H96V141H95ZM168 143V142H167ZM246 143V142H245ZM15 144V143H14ZM73 144V143H72ZM97 144H98V146L93 150L94 152H95V155H98L97 157L96 156H94V158H97L98 160H102L101 161V163L100 164H102V166H104V162H106V161H108L109 160V156L111 155V153H108V151H106V149H105V147H104V144H103V141L102 140H98L97 141ZM164 144H165V142H164ZM189 144V149H191V146H190V142L188 143ZM187 144V145H188ZM247 144V143H246ZM245 144V145H246ZM130 145V144H129ZM128 145V146H129ZM239 145H240V143H239ZM258 145V144H257ZM256 145V146H257ZM17 147H19V151H21L19 154H21V153H23L24 154V149L25 148H23V147H21V145L19 146V144H17L16 145ZM71 146V145H70ZM73 146V145H72ZM96 146V145H95ZM131 146V145H130ZM240 146H242V144L240 145ZM244 146V145H243ZM248 146H249V144H248ZM252 146V145H251ZM255 146V147H256ZM14 147V146H13ZM66 147H68V146H66ZM166 147V146H165ZM193 147V149H195ZM244 147H246V146H244ZM253 147H254V145H253ZM257 147H261V146H257ZM262 147H263V144H262ZM71 148V147H70ZM107 148V147H106ZM111 148H112V146H111ZM132 148V147H131ZM142 148L140 149L141 151H142ZM238 148H239V146H238ZM251 148V147H250ZM259 148H257V150L259 149ZM59 149V148H58ZM240 149H242L241 147H240ZM246 149V148H245ZM244 149V150H245ZM252 149H254V148H252ZM60 150H62V149H60ZM69 150V149H68ZM107 150H109V149H107ZM138 150V149H137ZM165 150V149H164ZM237 150H239V149H237ZM236 150V153H237V157H238V159H239V153H241L242 151H237ZM243 150V149H242ZM248 150H249V148H248ZM261 150V149H260ZM37 151V150H36ZM67 151V150H66ZM71 151H72V149H71ZM130 151V150H129ZM172 151V150H171ZM194 151V150H193ZM247 151V150H246ZM253 151V150H252ZM34 152V151H33ZM74 152V151H73ZM93 152V153H94ZM165 152V151H164ZM239 152V153H238ZM248 152V151H247ZM256 152H258V151H256ZM256 152H255V155H256ZM261 152V151H260ZM16 153V152H15ZM72 153V152H71ZM129 153H132V152H129ZM138 153V152H137ZM166 153V152H165ZM176 153H178L179 154V152L177 151ZM189 153H191V152H189ZM194 153V152H193ZM263 153V152H262ZM74 154V153H73ZM141 154V153H140ZM160 154H162V153H160ZM181 155H183L184 153H180ZM179 154V155H180ZM187 154H188V152H187ZM192 154V153H191ZM213 154H214V152H213ZM249 154H254V152L252 153H250V151H249ZM249 154L248 153H246L245 152V154L243 155H241L243 158H244V160H242V157L239 159L240 161L242 160L245 164L243 165V167L245 166L246 167V165L248 166H251V168L253 167V168H257L256 170L258 171L259 170V172L262 174V175H260V177L262 176L263 177V179H264V168H261V166H260V164H258L254 159H252L250 156H249ZM258 154V153H257ZM264 154V153H263ZM93 155V154H92ZM91 155V156H92ZM129 155V154H128ZM131 155V154H130ZM129 155V156H130ZM137 155H139V153L137 154ZM147 155V154H146ZM163 155V154H162ZM186 155V154H185ZM214 155H216V154H214ZM255 155H253V158H254V156ZM37 156V155H36ZM35 156V157H36ZM90 156V157H91ZM133 156V155H132ZM132 156H130V157H132ZM160 156V157H159ZM165 156V155H164ZM169 156V155H168ZM188 157H189V155H187ZM187 156H186V158H187ZM193 156H194V154H193ZM21 157H24V155L22 156L21 155ZM34 157V158H35ZM75 157H76V155H75ZM83 156H81V158H82ZM179 157H181L182 158V156H179ZM195 157V156H194ZM70 158V157H69ZM79 158V157H78ZM92 158H93V156H92ZM93 158V159H94ZM112 158V157H111ZM110 158V160L112 161L113 159H111ZM138 158V157H137ZM137 158H135L136 160H138ZM185 158V159H186ZM256 158V157H255ZM25 159V158H24ZM26 159H28V158H26ZM75 159V158H74ZM128 159H130V158H128ZM133 159V158H132ZM134 159V160H135ZM180 159V158H179ZM189 159V158H188ZM72 160V159H71ZM134 160H132V161H134ZM136 160H135V162H136ZM141 160V159H140ZM154 160V161H155ZM182 160V159H181ZM190 160H191V158H190ZM5 161V162H6ZM24 161V160H23ZM76 161V160H75ZM88 161V160H87ZM110 161V162H111ZM142 161H143V159H142ZM141 161V163H143ZM189 161V160H188ZM194 161V160H193ZM192 161V162H193ZM194 161V162H195ZM4 162V163H5ZM78 162V161H77ZM83 162V161H82ZM100 162V161H99ZM117 162V161H116ZM116 162L114 163V165H116L117 166V164H116ZM131 162V161H130ZM189 162H191V161H189ZM243 162H242V164H243ZM37 163V162H36ZM40 163V162H39ZM79 163H81V161L80 162H78V164ZM139 163H140V161H139ZM140 163V164H141ZM145 163V162H144ZM176 163V162H175ZM239 163H241V162H239ZM41 164H43L42 162H41ZM82 164V163H81ZM84 164V163H83ZM87 164H88V162H87ZM90 164V163H89ZM88 164V165H89ZM113 164V163H112ZM136 164H138V163H136ZM191 164V163H190ZM192 164H195V163H192ZM18 164H16V166H17ZM24 165V164H23ZM87 165V166H88ZM96 165V164H95ZM108 165H109V163H108ZM111 165V164H110ZM197 164H195V166H196ZM240 166H241V164H239ZM6 166V165H5ZM19 167H20V165H18ZM40 166V165H39ZM46 166V165H45ZM92 166V165H91ZM102 166H99V169H100V167H101V171H102V168H104V167H102ZM107 166V165H106ZM105 166V167H106ZM112 166V165H111ZM138 166V165H137ZM248 166V167H249ZM3 167V166H2ZM44 167V166H43ZM93 167V166H92ZM108 167H110V166H108ZM118 167H119V164H118ZM189 167H190V165H189ZM192 167H193V165L190 167V169H192ZM207 167V168H208ZM244 167V168H245ZM27 168V167H26ZM194 168V167H193ZM206 168V169H207ZM219 168H221V167H219ZM18 169H21V168H18ZM17 169V170H18ZM49 169V168H48ZM89 169H90V167H89ZM89 169H87V170H89ZM106 168H104L103 169V173H104V175L102 174V172H101V174L103 175V176H105V175H107V172H105L104 170H105ZM109 169H111V167L109 168ZM108 169V171L109 172H111L110 170ZM116 169V168H115ZM198 169V168H197ZM223 169V168H222ZM91 171H93V168L92 169H90ZM209 170V169H208ZM208 170H205V168H204V170H203V173L204 172H206V171H208ZM220 170V171H219ZM1 171H2V169H1ZM7 171V170H6ZM19 171V170H18ZM20 171H22V169L20 170ZM106 171H107V169H106ZM114 171V170H113ZM112 171V172H113ZM154 171V170H153ZM194 171H195V169H194ZM112 172L110 173V175H112ZM201 172V171H200ZM23 173H24V171H23ZM88 173H89V171H88ZM115 173V172H114ZM117 173H118V171H117ZM117 173H115V174H117ZM188 173H190V172H188ZM29 174V173H28ZM92 174V172L90 173V175ZM94 174V173H93ZM114 174V175H115ZM155 174V173H154ZM191 174V173H190ZM146 175V174H145ZM187 175V174H186ZM204 175H207L206 173L204 174ZM209 175H210V173H209ZM247 175V174H246ZM259 175V174H258ZM22 176H25V175H22ZM30 176V175H29ZM28 176V177H29ZM94 176V175H93ZM96 176V175H95ZM94 176V177H95ZM108 177L107 178H109V173H108V175H107ZM175 176V177H174ZM196 176L197 177H199L197 174H196ZM253 176V175H252ZM96 177H99V176H96ZM207 177V176H206ZM209 177V176H208ZM244 177H246V176H244ZM27 178V177H26ZM120 178V177H119ZM158 177H157V179H159ZM203 178V177H202ZM201 178V179H202ZM231 178V177H230ZM248 178V177H247ZM252 178V177H251ZM255 178V177H254ZM258 178V177H257ZM96 179V178H95ZM110 179H111V181H112V178L110 177ZM147 179V178H146ZM204 179V178H203ZM202 179V180H203ZM208 179V178H207ZM3 180V178H1V181ZM27 180H29V179H27ZM116 181H117V179H115ZM114 180V181H115ZM148 180V179H147ZM160 180H158V183L160 184ZM245 179H243V181H244ZM247 180V179H246ZM100 181H102V180H100ZM115 181V182H116ZM160 181V182H159ZM201 181V180H200ZM203 181H205V180H203ZM210 181H212V180H210ZM242 181V180H241ZM259 181V180H258ZM264 181V180H263ZM110 182V181H109ZM109 182H107V183H109ZM113 182V181H112ZM117 182H119V181H117ZM196 182H198V181H196ZM206 182V181H205ZM208 182V181H207ZM233 182V181H232ZM249 182V181H248ZM101 183V182H100ZM199 183H201V182H199ZM209 183V182H208ZM103 184V183H102ZM101 184V185H102ZM109 184H112L111 182L109 183ZM109 184H107V185H109ZM120 184V183H119ZM150 184V183H149ZM194 184H196L195 182H194ZM203 184V183H202ZM243 184V183H242ZM258 184V183H257ZM2 185H3V183H2ZM104 185V184H103ZM113 185V184H112ZM116 185V184H115ZM114 185V186H115ZM245 185V184H244ZM0 186H1V182H0ZM117 186V185H116ZM115 186V187H116ZM147 186H148V184H147ZM159 186V185H158ZM201 186V185H200ZM203 186V185H202ZM208 186H210V184L208 185ZM214 186V185H213ZM252 186V185H251ZM255 186V185H254ZM149 187H150V185H149ZM152 187V186H151ZM160 187V186H159ZM204 187V186H203ZM256 187H257V185H256ZM259 187V186H258ZM257 187V188H258ZM1 188V187H0ZM3 188V187H2ZM2 188H1V190H2ZM103 188V187H102ZM101 188V189H102ZM162 188V187H161ZM199 188V187H198ZM202 188V187H201ZM200 188V189H201ZM205 188H207L208 189V187H205ZM243 188V187H242ZM263 188V187H262ZM203 189V188H202ZM201 189V190H202ZM212 189V188H211ZM213 189H214V187H213ZM249 190H250V188H248ZM259 189V188H258ZM158 190V189H157ZM171 190H170V192H171ZM245 190V189H244ZM253 190V189H252ZM2 191H4V189L2 190ZM101 191V193L103 194V196H102V198L104 197V196H106V195H108V189H107V187L104 185V188H103V190H100ZM122 191V190H121ZM212 191V190H211ZM215 191V190H214ZM234 191V190H233ZM257 191V190H256ZM125 192V191H124ZM124 192H122V193H124ZM168 192V191H167ZM167 192H166V194H167ZM169 192V193H170ZM176 192H173V193H176ZM252 192V191H251ZM258 192H261V191H258ZM263 192L264 191H262L261 193H262V195L264 196V194H263ZM3 193V192H2ZM164 193V192H163ZM172 193V192H171ZM202 193H203V191H202ZM210 193V192H209ZM208 193V194H209ZM214 193V192H213ZM218 193V195H219V192H217ZM255 193V192H254ZM112 194V193H111ZM165 194V193H164ZM180 194H177V198H178V196L180 195ZM211 194V193H210ZM250 194V193H249ZM259 195H260V193H258ZM1 195V194H0ZM18 195V194H17ZM176 195V194H175ZM202 195V194H201ZM220 195H222V194H220ZM219 195V196H220ZM129 196V195H128ZM167 196V195H166ZM181 196V195H180ZM239 196V195H238ZM2 197V196H1ZM5 197V198H4ZM4 197H2L1 198V201L3 202V204H5V206L7 205L8 206V208H11L12 206L9 204V203H12L11 201H10V198L8 197V196H4ZM109 197V196H108ZM108 197H106V198H108ZM130 197V196H129ZM141 197V196H140ZM175 196H174V198H176ZM218 197V196H217ZM222 196H220V198H221ZM127 198V197H126ZM181 198V197H180ZM219 198V197H218ZM260 198H262L261 196H260ZM21 199V198H20ZM20 199H18V200H20ZM26 199V198H25ZM24 199V200H25ZM100 199H101V197H100ZM103 199H105V198H103ZM109 199V198H108ZM107 199V200H108ZM125 199V198H124ZM130 199V198H129ZM133 199V198H132ZM131 199V200H132ZM140 199V198H139ZM200 199H201V197H200ZM22 200V199H21ZM28 200V199H27ZM102 200V199H101ZM126 200V199H125ZM176 200V199H175ZM174 199L172 200L173 201V203L175 204V201ZM179 200V199H178ZM177 200V201H178ZM187 200V199H186ZM239 200H242V199H239ZM134 201V200H133ZM132 201V203H134ZM191 201H189V202H191ZM246 201H249V200H246ZM262 201H264V199L262 200ZM27 202V201H26ZM101 202H103V201H101ZM125 202V201H124ZM127 202H129L128 201V198H127ZM171 202V201H170ZM188 202V201H187ZM194 202H196V201H194ZM199 202V201H198ZM239 202V201H238ZM97 203H98V201H97ZM105 202H103V204H104ZM110 203V202H109ZM140 203V202H139ZM244 203V202H243ZM15 204V203H14ZM18 204V203H17ZM28 204H29V202H28ZM190 204V203H189ZM205 204V203H204ZM207 204V203H206ZM224 204V203H223ZM251 204V203H250ZM2 205V204H1ZM9 205H10V207H9ZM124 205V204H123ZM138 205V204H137ZM178 205V202H177V204H175V207L174 208H176V207H178L177 206ZM241 205H242V201H241ZM248 205H249V202H248ZM101 206H102V204H101ZM111 205H109V204H104L103 205V207L101 208V210H100V212H102V210L105 212V213H110V211H111V207H110ZM126 206H128V208H130L131 207V203H127L126 204ZM171 206V205H170ZM200 206H201V204H200ZM209 206V205H208ZM207 206V207H208ZM252 206H254L253 204H252ZM133 207V206H132ZM202 207V206H201ZM205 207V206H204ZM206 207V208H207ZM219 207V206H218ZM222 207V206H221ZM225 207V206H224ZM244 207V206H243ZM256 207V206H255ZM260 207H262V206H260ZM260 207H259V209H260ZM7 208V209H8ZM17 208V207H16ZM19 208V207H18ZM128 208L126 209V210H128ZM136 208V207H135ZM174 208H173V210H174ZM208 208H210V207H208ZM246 208V207H245ZM258 208V207H257ZM5 209V208H4ZM22 209V208H21ZM210 209H212V208H210ZM222 209H223V207H222ZM226 209H227V207H226ZM9 210V209H8ZM11 211H9V212H12V210H13V212L15 211V209L13 208H11L10 209ZM28 210V209H27ZM140 210V209H139ZM201 210L203 211V210H205V209H203V207L201 208ZM213 210V209H212ZM216 210V209H215ZM228 210V209H227ZM18 211V210H17ZM20 211V210H19ZM22 211V210H21ZM130 211V210H129ZM177 211V210H176ZM180 211V210H179ZM219 211V210H218ZM217 211V212H218ZM259 211V210H258ZM257 211V212H258ZM16 212V211H15ZM23 212V211H22ZM132 212V211H131ZM130 212V213H131ZM174 212H175V210H174ZM208 212H209V210H208ZM207 212V213H208ZM211 212H213V211H211ZM216 212V213H217ZM227 212V211H226ZM260 212V211H259ZM258 212V213H259ZM8 213V212H7ZM105 213H103L104 215H105ZM128 213V212H127ZM129 213V214H130ZM210 213V212H209ZM215 213V214H216ZM12 214H14V213H12ZM17 214V212L15 213V215ZM19 214H21V213H19ZM134 211H133V213L131 214V216H134ZM138 214V213H137ZM140 214V213H139ZM172 214V213H171ZM229 214V213H228ZM4 215H5V213H4ZM8 215V214H7ZM107 215V214H106ZM115 215V214H114ZM177 215V214H176ZM205 215V214H204ZM211 215H213V213H211ZM217 215V214H216ZM221 215V214H220ZM223 215H225V211H224V214ZM232 215V214H231ZM235 215V214H234ZM259 215V214H258ZM261 215V214H260ZM264 215V214H263ZM21 216V215H20ZM101 216V215H100ZM109 216L111 217L112 215L111 214H109ZM108 216V217H109ZM136 216V215H135ZM225 216H227V215H225ZM224 216V217H225ZM233 216V215H232ZM235 216H237V215H235ZM19 217V216H18ZM22 217V216H21ZM40 217V216H39ZM105 217H107V216H105ZM223 217V218H224ZM258 217V216H257ZM23 218V217H22ZM101 218V217H100ZM99 218V219H100ZM129 218V217H128ZM132 218H134V217H132ZM205 218H207V214H206V217ZM220 218V217H219ZM222 218V217H221ZM220 218V219H221ZM238 218V219H239ZM208 219H209V217H208ZM224 219H226V218H224ZM261 219L262 220H260V222H261V226L260 227H262L263 228V226H264V217L262 216L261 217ZM222 220V219H221ZM235 220H237L236 218H235ZM100 221V220H99ZM211 221V220H210ZM209 221V222H210ZM41 222H42V220H41ZM40 222V223H41ZM130 222V221H129ZM225 222H227V220L225 221ZM240 222H241V224H240ZM109 223V222H108ZM133 223V222H132ZM1 224V223H0ZM46 224V223H45ZM107 224V223H106ZM134 224H135V222L133 223V226H134ZM205 224H206V221H205ZM228 224H229V221H228ZM260 224V223H259ZM102 225H104V224H102ZM178 225V224H177ZM207 225V224H206ZM210 225V224H209ZM234 225V224H233ZM263 225V226H262ZM107 226V225H106ZM132 226V227H133ZM256 226L258 227L257 229H255L256 228ZM105 227V226H104ZM205 227V226H204ZM223 227H225L224 225H223ZM228 227L230 228V226L228 225ZM231 227H233V226H231ZM136 228V229H135ZM135 231L137 232V233H139L138 231H139V227L135 224ZM175 228H177V227H175ZM207 228V227H206ZM243 228V229H242ZM262 228H261V230H262ZM133 229V228H132ZM203 229V228H202ZM210 231V233H211V240H212V242L213 241H215V243L214 244H217V246H222V247H226V249H227V247H229L228 245H229V243L230 242H228V236L229 235H231V234H229L228 235V232L230 233V231H232V229H230V231H227V230H223V229H220V228H217L215 225H213V226H211V227H209L208 228ZM226 229H227V226H226ZM237 229V230H238ZM243 230V231H242ZM238 231V232H239ZM263 231V230H262ZM208 232V233H209ZM233 232V231H232ZM140 233H141V231H140ZM256 233V232H255ZM258 233V232H257ZM25 234V233H24ZM181 234V233H180ZM183 234V233H182ZM259 234V233H258ZM261 234V233H260ZM138 234H136V238L140 235H138ZM203 235V234H202ZM210 235V234H209ZM254 235V234H253ZM104 236V235H103ZM143 236V235H142ZM170 236V235H169ZM168 236V237H169ZM200 236H201V233H200ZM205 236V235H204ZM204 236H202V238L204 237ZM249 236H251V235H249ZM260 236V235H259ZM26 237L29 239L30 238V236L29 235H26ZM180 237V236H179ZM206 237V236H205ZM204 237V238H205ZM252 237V236H251ZM250 237V238H251ZM253 237H255V236H253ZM27 238H26V240H27ZM139 238V237H138ZM195 238V237H194ZM203 238V239H204ZM207 238V237H206ZM210 238V237H209ZM257 238V237H256ZM172 239V238H171ZM181 240H182V242H183V244L185 245V248H187V250L189 251H191V252H193L197 257H199L198 255H199V252H198V248L196 247V245L192 242V241H190L187 237H185L184 235H182V237L180 238ZM201 239V238H200ZM252 240H253V238H251ZM259 239V238H258ZM24 240H25V238H24ZM140 240H141V238H140ZM143 240V239H142ZM174 240L176 241L177 239L176 238H174ZM243 240V239H242ZM264 240V239H263ZM172 242H173V239L171 240ZM202 242H203V240H201ZM209 241H210V239H209ZM258 241V240H257ZM30 242V240L28 241V243ZM35 242H38V241H36L35 240ZM34 241H31L29 244H27V245H25V243H24V247H23V254H21V255H23L24 256V258L25 259H27L28 260V262L29 263H31V264H47V262H46V259L44 258L45 256H43L44 255V253L41 251V249H40V247H38L37 245H36V243H35ZM98 242V241H97ZM137 242V241H136ZM138 242H139V244H140V242H141V244H142V242L143 241H139L138 240ZM137 242V243H138ZM182 242H181V244H182ZM205 242V241H204ZM203 242V243H204ZM233 242V241H232ZM264 242V241H263ZM23 243V242H22ZM171 243V242H170ZM209 243V242H208ZM247 243H249V241L247 242ZM145 243L143 242V245H144ZM210 244V243H209ZM234 244V243H233ZM241 244V243H240ZM245 244V243H244ZM259 244V243H258ZM172 245V244H171ZM184 245H183V248H184ZM198 245V244H197ZM201 245V244H200ZM213 245V244H212ZM172 246H174V245H172ZM172 246H171V248H172ZM181 246V245H180ZM215 246V245H214ZM216 246V247H217ZM258 246V245H257ZM262 246V245H261ZM263 246H264V243H263ZM44 247V246H43ZM176 247V246H175ZM201 247V246H200ZM215 247V248H216ZM177 248V247H176ZM220 248V247H219ZM218 248V249H219ZM230 248H232V247H230ZM174 249V248H173ZM221 249H223V248H221ZM220 249V250H221ZM225 249V250H226ZM257 249H260L259 251H261L262 249L261 248H257ZM98 250V249H97ZM182 250V249H181ZM185 250V249H184ZM224 250V251H225ZM256 250V249H255ZM21 251V250H20ZM19 251V252H20ZM173 251V250H172ZM175 251V250H174ZM180 251V250H179ZM183 251V250H182ZM189 251V252H190ZM219 251V250H218ZM217 251V252H218ZM230 251V250H229ZM228 250H227V252H229ZM235 251V250H234ZM98 252V251H97ZM97 252H94V253H97ZM201 252V251H200ZM216 252V251H215ZM99 253V252H98ZM97 253V254H98ZM174 253V252H173ZM202 253V252H201ZM221 253H222V251H221ZM235 253V252H234ZM179 254V253H178ZM181 254H183L182 252H181ZM193 254V255H194ZM203 254V253H202ZM224 254H225V252H224ZM231 254V253H230ZM255 254V253H254ZM189 255V254H188ZM204 255V254H203ZM202 255V256H203ZM220 255V254H219ZM222 255V254H221ZM226 255V254H225ZM236 255V254H235ZM256 255V254H255ZM260 255V254H259ZM172 256H175L174 254L172 255ZM176 256L177 257H179L177 254H176ZM175 256V257H176ZM184 256V255H183ZM182 256V257H183ZM196 256H194V257H196ZM231 256V255H230ZM261 256V255H260ZM8 257V256H7ZM22 257V256H21ZM46 257H47V255H46ZM97 257H98V255H97ZM102 257V256H101ZM101 257H100V260H101ZM145 259H146V254H145ZM148 257H150V256H148ZM181 257V256H180ZM179 257V258H180ZM201 257V256H200ZM199 257V258H200ZM205 257V256H204ZM209 257V256H208ZM224 257V256H223ZM232 257H233V255H232ZM9 259H10V257H8ZM141 258V257H140ZM166 258H167V256H166ZM174 258V257H173ZM209 258H211V257H209ZM144 259V260H145ZM149 260L151 259V258H148ZM147 259V260H148ZM160 259V258H159ZM165 259V258H164ZM239 259V258H238ZM241 259V258H240ZM259 259V258H258ZM99 260V261H100ZM141 260V259H140ZM161 260L162 261H165V260H163V257L161 258ZM160 260V261H161ZM170 260H172V259H170ZM175 260V259H174ZM7 259L4 257V255L2 254H0V264H18L17 262H9V261H7ZM167 261V260H166ZM190 261H191V259H190ZM193 261V260H192ZM196 261V260H195ZM198 261L200 262V260L198 259ZM203 261H204V258H203ZM202 261V262H203ZM208 261V260H207ZM209 261H211V260H209ZM227 261V260H226ZM234 261V260H233ZM101 263L100 264H106L103 260L102 261H100ZM107 262V261H106ZM142 262V261H141ZM155 262V261H154ZM168 262H169V260H168ZM236 262H237V260H236ZM245 262V261H244ZM23 263V262H22ZM139 263V262H138ZM158 264L160 263V262H157ZM164 263V262H163ZM193 263V262H192ZM191 263V264H192ZM204 263V262H203ZM238 263H240V264H244V263H242L241 262V260H239V262ZM140 264V263H139ZM166 264V263H165ZM168 264H170V263H168ZM197 264V263H196ZM206 264V263H205Z\"/></svg>", "mask_w": 264, "mask_h": 264}]
</instances>
